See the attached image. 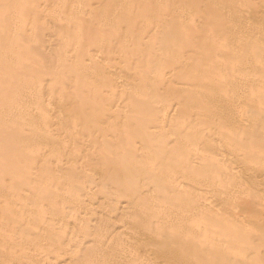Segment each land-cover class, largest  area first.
<instances>
[{
  "label": "bare ground",
  "instance_id": "1",
  "mask_svg": "<svg viewBox=\"0 0 264 264\" xmlns=\"http://www.w3.org/2000/svg\"><path fill=\"white\" fill-rule=\"evenodd\" d=\"M3 1V0H2ZM1 1V2H2ZM24 1H26V3L24 2ZM31 1V0H30ZM29 1V5H30V7L29 8H27V9H29L30 10V8H36L37 9V11L38 10H40L39 9V6H37V4L36 3H38V2H36V0H33V2H35V4H36V6L38 7H35V5L32 3V2H30ZM40 1V0H39ZM43 1H45L46 2V0H42L41 1V4H42V2ZM49 1V3L51 2V0H47V2ZM58 1H60V0H58ZM66 1V0H65ZM70 1V0H69ZM69 1H67V2H69ZM73 1V0H72ZM72 1H70V2H72ZM86 1V0H85ZM84 1V2H85ZM90 1H92V0H90ZM99 1V0H98ZM97 1V2H98ZM101 1V3H103V4H105L106 3V1L104 0V2H102V0H100ZM99 1V2H100ZM114 0H112L111 1V3L113 2ZM121 1H123V0H121ZM141 1V0H140ZM145 1V0H144ZM152 0H147V1H145V3H147V4H145L144 2H143V0H142V4L140 5L143 9L141 10V9H139V11L137 10L138 8H141V7H138V5H139V1L138 0H136V1H134V0H131V2H135V3H131V5H135V4H138V5H136L135 6V8H134V11H133V13L135 12V10H137L136 11V15L137 16H141V14H142V16L139 18V17H136V15H134V14H132L134 17H128L129 19L127 20V18H126V23H127V26L128 25H130V27L128 28L127 27V29H126V27L125 28H123L124 30L123 31H125V29H126V31H125V33L122 31V27H124V25H125V21H124V19H125V15H126V12H123L124 10L123 9H125L124 8V6H126V4L124 3V2H126V3H128V4H130V0L129 1H123V8H122V11H121V9H120V11H121V14L118 12V11H116V13H119V14H116L117 15V17L119 16V15H121V16H123V13H124V16L122 17V18H120V16L117 18V20H116V22H115V14H114V17L112 16V14H108V15H110V17L108 16V15H106V14H103V15H101V17H103L102 19H103V21H97L98 19V17L96 16V19H95V21H96V24H98V25H95V26H104L103 27V31H102V28L100 27V28H98L97 27V30L98 31H95L94 30V28L95 27H93L92 25H94L93 24V22L91 23V21H90V19H85V16H84V14L82 15V16H77V17H80L81 19H80V23H77L76 24V16H75V14L74 13H72V12H74L73 10H71V12L69 13V12H67V10L69 9V8H72L71 6L69 7V6H67V4L64 2L63 4H66L65 6L66 7H64V5H62L63 7H64V9H66V11H64V12H66V14L65 15H63V17L62 18H65L64 16H66L67 14V16H69V14H73V18H71L72 20H70L69 19V17L67 18L68 20H67V23L69 22V21H73V19H75L74 21H73V25L75 24L76 26H78L80 29H82V30H84L83 32H82V30H80L79 31V33L77 32V36L80 34V33H84L85 34V36H87V35H89L87 38H85V39H87V40H90L89 42L91 43V41H92V43L94 42H96V44H94V49L96 50V48H98V47H100V49H102V48H106V51L107 50H110V52L107 54V52L105 51V49H103V50H100L101 52V54H102V51H103V53H105V55H107L106 57L108 58V55L111 53L112 54V51L114 50V49H116V52L115 51H113V52H115V54H117L116 55V57L118 56V54H119V52L121 51L123 54H124V52H125V54H126V56H125V54L124 55H122V57L123 56H125V57H120V59L119 60H121V59H125V58H128V60H130L131 58L134 60L135 58H137V56L139 57H142L141 58V62H143L144 60L143 59H145L146 60V57L144 56V54L145 53H147V56L150 54V52H151V49H152V51L155 49V50H157L155 47H156V45L154 46V43H156V42H154L152 45L151 44H149V43H152L153 42V39H154V41H156L155 40V38L156 39H158L159 38V35L160 34H162V35H160V37H162V36H164V34L165 35H167V38L168 39H165L164 41H163V43L162 44H160L159 42V40L160 39H163V37L162 38H159L158 40H157V42L160 44V46H164V48L163 47H161V48H163L162 50H168V54H166L167 53V51H166V53H165V56L166 57H170L171 56V54L172 53H175V56L173 57V58H175V63H177V65L178 64H180L181 66H176V64L173 62V58L172 59H167L166 57H165V59H167V62L165 63V61L166 60H164V59H162V61L165 63V64H170L171 63V61L170 62H168L169 60H172V64L173 65H175L174 67L173 66H170V67H168V68H170V69H168V70H170V73H173L172 74V76L173 75H176L179 71H180V73L179 74H181L182 72L183 73H185L186 71L188 72L187 74H189L188 75V78H186L187 77V75H186V73H185V75H186V77L183 79V77L185 76H182V75H180V76H182V78L181 77H178L179 76V74H178V76L177 77H175V79L173 78V77H171V74L169 73V74H165V75H170V76H168V77H166L165 76V78H164V75L163 74H161L162 76H160V75H158L157 74V77L158 76H160V77H158L157 78V81L159 80L160 82H158V84H160V85H155V83H157V81H155L154 82V75H153V78H149L148 79V77L147 76H149L150 74H149V72H152L151 70H152V68H151V70L150 71H148V70H146V68L148 69V67H151V66H145L144 64L147 62V61H145V63L142 65V66H145L144 68V70H146V72H148V75L147 74H145V75H147L146 77H147V79L148 80H150V79H152V81L154 82V85H152V86H150L151 85V83H153L152 81H148V80H146V77H142V76H139V75H143L142 73H140L141 71H143V70H141L140 68V72H139V70H136L139 66H135V70L136 71H138L137 73H140L139 75L136 73V71L135 70H133V66L135 65V64H133L132 66H128L129 64L131 65V63H129L128 64V62H132L133 63V60L131 61H128L127 59H125V60H127L128 62H127V64L128 65H125L126 64V61L124 60H122L123 62L122 63H120V62H118L119 63V65H120V67L121 68H119L120 70H118L117 72L116 71H112L114 74H115V72L117 73L115 76V79H114V74L112 75V74H110L111 76H112V81L114 82V81H116L115 83H118V84H115V83H113L112 82V84H115V86H116V88H118L117 90H116V88H115V86L114 85H112L111 84V81H110V84H111V86L109 87V80L107 81V83L109 84V85H107V83H106V75H108L109 74V71H108V74H107V72L106 73H104V77H101V79H103L104 78V82H105V84L107 85H105V87L104 86H101L100 84H98V85H100L101 87H104L105 89H107V87H108V89H109V93H112L113 91H111V90H113V89H115L117 92V94L119 93V91H120V82L122 81L123 82V84H124V86H126L125 84L126 83H131L130 85H132V82L134 83V81L133 80H135V83L134 84H136L137 82H136V76H139V78H137V79H141V80H143L144 79V81L143 82H149L150 83V85L148 86V84H146V83H142V81L141 80H137V81H141V82H139L138 84L139 85H141V86H143L144 84V86L143 87H145V90L146 91H142L141 92V90H139L137 87H139V85L138 86H134V84H133V86L135 87L133 90H135L136 91V89H137V91H136V93L135 92H133V93H135V94H139V92L140 93H142V95H144V97L143 96H141V94H139V96H136V97H140V98H145V99H141V100H143V104H144V101H145V105H144V107L145 108H147V109H149L150 111H151V109H152V111L150 112L151 113V115L153 116V114L155 113V110H156V108H161L160 110H165L164 111V114H162V117H159L158 116V111L156 112L157 113V118L156 119H153V117L155 118V115L152 117V116H150V113H149V111H148V113H149V116H148V113H147V111L145 112V113H147L146 115L149 117V120H146V119H148V118H146V115H144V114H141V110L143 109L142 108V106H143V104H142V102H140V104H139V101L137 100V99H139V98H136V100H134V101H131V98H133L134 97V99H135V96H133L131 93H129V94H131L133 97H130V99H129V102L131 101V102H134V103H136V102H138V104H137V107H139L140 105V111H139V109L134 105L133 106V104H132V106H131V102H130V106L129 107H127V106H123V108H124V110L126 109V107H127V109H129L130 108V111H131V109L132 108H137L136 110H135V112H134V110L132 109V111L131 112H133V115L132 114H129L130 116L132 115L133 117H132V121H133V119H135L136 117H137V114L138 113H140L141 114V120H142V118H143V121L144 120H146L145 122H143V121H140V124H141V122H143V125L142 126H138V124L139 123H136V125H135V123H133V122H139V120L140 119H136L137 121H131V119H127L126 120V122L124 121V122H122L123 121V118L125 119V118H127V116L126 115H128V114H126L125 116L126 117H122L121 115H124V114H120V112H117V113H119V114H117L118 115V119L119 120H116L117 118L115 117H111V115L112 114H110V117L111 118H109V117H107L108 116V114H106L114 105H113V103H114V101L117 99V97H116V99L114 100V95L116 94H113L112 96H113V99L112 100H114L113 102H112V104H111V108L110 109H106L105 107L107 106V108H108V106H110V105H108L107 104V102L109 103L110 101H109V99H111V98H109V97H111V96H108V95H110V94H108V90H107V94L108 95H104V94H102V93H104L101 89H100V87H99V89L101 90H96V88L98 89V86L96 87V85H97V82L95 83V87L96 88H94V85L92 86L93 88H94V90L92 91V87L90 86V84L92 85L94 82L92 81V80H96V78H94V79H90L91 81L89 82V79L88 78H91L92 77V75H91V77H89V75H87V74H85L86 72L87 73H89L90 72V69H91V71L93 70V69H95V67L97 68L98 66H101V64L103 63V62H100V63H98V61H99V59H97L98 61H95V55H94V58H92L91 56H90V58H89V56H88V59H92V61L94 60V64H96L95 62H97V64L96 65H98V66H94V68H90L89 67V65L91 64V67H92V64L93 63H90L89 65H87L90 69H88L89 70V72H88V70L86 71L85 70V73H82V71H84V69H83V67L85 66L86 67V64H88V63H85L86 62V60L83 62H81V60H79V63L81 62V63H84V65H83V67H81V65H80V70H81V72H79L80 70H79V68H78V63H77V68L75 67V66H73L74 64H72V63H70L71 65H72V67H74V68H76L75 70H76V72H75V70H74V72L75 73H78V75L81 73L82 75H80V76H78L79 78H81V80L79 81L78 79V77H76L77 79L76 80H78L80 83H83L84 82V80H82V77H84L83 75H87L88 76V78H87V76H85V78H87V82L85 81L84 83H87L86 85H87V87H88V83H89V88H91L90 90L93 92H90V93H92L94 96H96L95 97V99L97 98V96H98V99H102V95H103V99H105L106 101V104H105V102H104V100L102 99V102H104V103H100L98 100H97V102L99 103V105L101 106L102 104L104 105H106V106H104V108H103V106H101L102 107V110H107V111H99V110H101L100 109V107L98 108V110H97V108L92 104V103H94L93 101H92V99H86V98H84L85 99V101L83 100V102L81 103V105L82 106H84L85 104L84 103H86V105H87V103L90 101V102H92L91 103V105L92 106H94L95 108H92V106L90 107V109L92 108V109H94V110H92V112H91V110L90 111H87V109H86V105L84 106V109H86V110H83V108H82V106H80V104L79 105H76V109L74 108V109H72V112H70L71 114H72V116H74V114L73 113H75V115H76V117L74 118V117H72L71 116V114H69L68 113V116L70 115V118H72V119H70L71 121H72V123L71 122H69L68 120H69V117H68V120L66 121L65 120V122H67L66 124V127H62L61 125H60V123H58V124H55L54 122L52 123V119H51V121H50V118H51V114H47L48 112H51V109H49V110H46V112L44 111L49 105H50V103H48L49 105L48 106H46V108L45 109H43V112L44 113H42V114H38V115H36L35 117H32V114L31 115H29V113L27 112V111H25V112H27L26 114H28L27 116L28 117H26V115L25 116H23L24 114H25V112L24 111H22L21 113H23L24 112V114L21 116L20 115V111H18V108H19V110H20V107H16L17 108V110L15 111L16 113H19V115L21 116L20 117V119L21 120H19V118H17V116L19 117V115L17 114H15L16 115V119H15V117H14V114H13V119H15V120H12V121H10V122H7L6 120H5V118L3 117V119L4 120H1V121H3V122H7L8 124H9V126L11 127V126H13L14 124L13 123H16V124H18V122L20 123L21 121L23 122V121H25L24 123H27L26 125L24 124V126H26V128H27V130H25V127H23L24 129L22 130V128L20 127V129H19V126H17V127H15V126H13L11 129H13V130H10L11 132L12 131H18V132H15V133H17V134H15L14 132H12V133H9L10 131L9 130H6V128L7 129H9L3 122L1 123V121H0V125L1 124H3V126H1V128H5V130L3 131L2 129H0V131L2 130V132H3V134L1 133L0 134V136H1V138H0V163H2L3 164V166H2V164H0V264H45L44 262H48V264H59V261H60V259L62 258V253L60 254V253H54V250H53V248L55 249V247L57 248V249H59V252H62V251H60V250H63V253L64 254H66V255H68L67 257H68V259H69V263H70V261H72V262H75V260H77L78 261V263L76 262L75 264H91L92 262L93 263H95V264H112L113 262H115L116 260H122V261H124L126 264H134V262H135V264H136V261L137 260H140V263H139V261H138V263L139 264H264V257H263V255L261 256V255H259V254H262V253H260V252H258V253H255V254H253V255H255L256 256V254H257V256L256 257H254V256H250V257H253V258H251L252 260H250V257H249V254L251 253L249 250V247H250V245H249V247H248V251L249 252H246L245 250H246V246H240V245H238L239 244V242H244V240H245V245H246V243L247 244H251V242H250V240H252L251 238L252 237H254V236H256V237H258L259 235H260V237L262 238V234H263V232H262V230L263 229H261V228H264V227H260V226H263V225H261V223L259 224V221H257L258 219H256L255 217H249V218H241V217H239V218H236V217H231V218H233V219H230L229 218V215H228V218H229V220L227 219V220H223L222 218H224V214H223V211H221V213L223 214V216H222V214L220 213H218V212H216V210L214 209L213 210V208H210L209 206H207V207H204L203 205H202V195L200 194V191H199V189L200 190H202V181H201V179L203 178L204 179V181H206V182H208V179L207 180H205L206 178H204L203 177V174L205 173V172H209L210 171V169L211 170H213L212 169V166H213V164L214 163H218L217 161L219 160V158H222V159H225V158H227V157H232V159H233V157H239L240 155H242V154H245V155H250V157H251V153H253V154H255V156H256V154H257V156L260 158V159H264V150L260 147V148H258L259 147V145L260 146H262L263 145V148H264V131H262L263 129H261V127H263L264 128V125H261L260 123H263V122H261V121H264L263 119H264V107H262V106H264L263 104H262V98L264 97V81L262 80L261 81V79H259L258 80V78L256 77L257 75H260L261 73H263L264 74V30L262 31V26H260V27H258L259 26V24H261L262 25V23L264 22V21H261V22H259V18H258V13H255V12H257V10L256 9H258L259 7H257V6H254L255 7V10H254V13L255 14H257L256 16L257 17H255V15H254V13H252V11H250L251 12V14H253V15H250L251 17L252 16H254L255 18H258L257 20H256V22L258 23L259 22V24H257L254 28L257 30V32H255L256 30H254V28L253 27H251L250 25V27H248L249 28V30L248 31H252V30H250V28L252 29L253 28V31L255 32V34H253L254 32H250L251 34H249L248 33V31H245L244 32V34L242 33L241 34V32H243V30H246V29H241V26H242V19H240L241 20V22H239V24L241 25L240 26V28H238V29H236L237 27H236V25L235 24H238V21L236 20V19H233V20H236L235 21V23H234V21L231 19V18H233L235 15H236V10H235V7H237V6H235V2H233V1H228V2H226L225 0H223L224 2H226V6L223 4V3H221V2H218L217 0H213V1H215V2H217L216 3V5L218 6V5H220V6H224L225 8V11H226V7H227V11H228V6H229V8H231V3L233 2L234 4V6L232 5V7H234V10L232 9V11H235V12H233L234 13V16H233V13H232V15L230 14L232 11H230L229 12V16L231 17L230 19H231V22L233 21V23H231L230 22V24L228 23V21L230 20V19H225L224 18V16H225V14H223V13H225V11L223 12V8L220 10V11H222L223 13H222V17H221V12H220V14L218 13L219 12V7H217V6H215L213 9H214V11H215V8L217 9V11L218 12H216V13H218V14H214L213 13V11H212V9H211V7L209 6V4H210V0H206L209 4H207V2H206V5L204 4V6L206 7V8H208V9H206L205 7H204V10L206 11V13L208 14V16H209V21L206 23V21L208 20L207 19V17H205L206 15L205 14H201L204 18H206V21L204 20L203 21V23L205 24V26H204V24H200V25H203V26H200L199 24L198 25H196L197 27L198 26H200V29H201V27H202V31H201V33H199L200 32V29H198L196 26V28H191V29H193V30H189L190 31V33H189V31L188 32H186V33H188V34H190L189 36H192L193 35V37L191 38V37H189V36H187L186 34V37H185V39L184 40H182L184 43H186V42H188V43H186L187 45L188 44H191L190 46H186L184 43L183 44H181V40H179L180 38L179 37H176V39H175V34L177 33V32H175L176 30H180L179 32H181V30H183L182 28H183V26L184 25H182L183 24V19H182V17H183V15H182V17L179 19V18H177L178 17V15L180 14L179 12H180V10H178V9H176V10H178L179 12H175L174 10H172V6H170V9H167L168 7H169V5H168V3L167 2H164V4H165V6H163V4H162V6H160V4H161V1H159L157 4L156 3H152L151 2ZM157 1V0H156ZM155 0H154V2H156ZM169 1H171L172 2V0H169ZM175 0H173V2H174ZM189 1V0H188ZM196 1H198V0H195V2ZM202 1V0H201ZM200 1V2H201ZM204 2H205V0H203ZM212 1V0H211ZM213 1H212V3H213ZM221 1V0H220ZM241 1V0H240ZM243 1V2H242ZM241 1V3H243V4H241L240 6H245V4L247 5V3H250L251 1L250 0H246L245 1V3H244V0H242ZM247 1H249V2H247ZM256 1V0H255ZM1 2H0V4H1ZM4 2H5V0H4ZM3 2V3H4ZM12 2V0H10V3ZM14 2H15V0H14ZM16 2L17 3H21L22 2V4H23V2L25 3V5L27 4V0H19V2H18V0H16ZM52 2H53V0H52ZM76 2H77V0H76ZM80 2H81V0H80ZM84 2H82L83 4H84ZM94 2H96L95 0H94ZM118 2H120L119 0H118ZM137 2V3H136ZM171 3L170 5H173L174 3ZM176 2V1H175ZM178 2V1H177ZM176 2V3H177ZM190 2V1H189ZM261 4L264 6V4H263V2H264V0H261ZM9 3V6H11L10 8L13 10V8L12 7H14V4L15 3H13L12 2V4H10ZM17 3L15 4V5H17ZM19 3V4H20ZM31 3V4H30ZM48 3V4H49ZM53 3H55V4H57L56 2H55V0H54V2ZM73 3V2H72ZM77 3H79V0H78V2ZM82 3H81V5H80V7L81 6H85V5H82ZM89 2L87 1V5H89V6H91V4H88ZM99 4L100 6L102 5V4ZM115 3V2H114ZM114 3H112V6L114 5ZM116 3H117V1H116ZM175 3V4H176ZM227 3L228 4H231V5H227ZM240 3V2H239ZM252 3H254V1L252 2ZM252 3H250V4H252ZM6 4V3H5ZM5 4H3L5 7H6V5ZM19 4L16 6V7H18L20 10H22V12H23V14L26 12V11H24L23 9H24V7L26 8L27 7V5L25 6V5H23L24 7H19ZM40 4V3H39ZM59 4V3H58ZM80 4V3H79ZM107 4L108 3H106L105 4V6H104V10L107 8ZM120 4H122L121 2H120ZM145 6H144V5ZM197 4H198V2H197ZM196 4V5H197ZM237 4H238V2H237ZM250 4H248V5H250ZM31 5L33 6V7H31ZM47 4L45 3V6H46ZM68 5H69V3H68ZM70 5H72V4H70ZM78 5V4H77ZM86 5V6H87ZM166 5H167V7H166ZM193 5H194V2H193ZM202 5V4H201ZM201 5H200V3H199V6L201 7ZM211 5V4H210ZM254 5H259V4H256V3H254ZM261 5V6H262ZM1 6H2V4H1ZM0 6V10L2 9V7ZM42 6V5H41ZM61 5L59 6H57L58 8H60V7H62ZM79 6V5H78ZM88 6V7H89ZM98 6V4H96V8L99 10L101 7H97ZM110 6V5H109ZM115 6H116V4H115ZM115 6H113L114 8H115ZM117 6H119L120 8H121V6L120 5H117ZM130 6V5H129ZM128 6V7H129ZM174 6V5H173ZM176 6V5H175ZM173 7V8H177V7ZM181 6V5H180ZM198 6V7H199ZM209 6V7H208ZM212 6V5H211ZM240 6H238V7H240ZM252 6V5H251ZM251 6H249L250 7V9L249 10H252L254 7H251ZM4 7V9L5 10H7V12H8V14L7 15H9V16H11V14L13 13L12 11H11V14H9L10 13V9H9V7L6 9ZM47 7V6H46ZM69 7V8H68ZM76 7V6H75ZM79 7V8H80ZM88 7H86V8H88ZM111 7V6H110ZM113 7H111V8H113ZM118 7V8H119ZM127 7V9H130V7L128 8ZM166 7V8H165ZM197 7V6H196ZM197 7V8H198ZM199 7V8H200ZM248 7V6H247ZM257 7V8H256ZM42 8V7H41ZM68 8V9H67ZM74 8V7H73ZM72 8V9H73ZM85 8V7H84ZM95 8V6H93L92 8L90 7L89 9H91V10H89V12H88V15H90L91 13H90V11L91 12H93L92 11V9L95 11V10H97V9H94ZM117 8V9H118ZM241 8H243V9H245L246 7H241ZM252 8V9H251ZM4 9H2L1 11H0V30H2V31H0L1 32V36L3 35H9L10 33H12L11 31H12V29H13V27H12V23L13 22H15V21H13V17L14 18H16L15 16H11V21H9L10 20V18L8 19V21L9 22H7V17H6V19L3 17V15H1V14H4V12H5V10ZM17 10L18 12H20V10ZM33 9V10H34ZM43 9V8H42ZM42 9H41V11H42ZM62 9V8H61ZM78 8H76V10H77ZM116 9V10H117ZM26 10V9H25ZM44 10V9H43ZM48 10V9H47ZM75 10V13L77 12H79V13H82V12H85V11H76ZM84 10V9H83ZM101 10V9H100ZM99 10V11H100ZM113 10V9H112ZM115 10V9H114ZM126 10V9H125ZM142 12H141V11ZM198 10V9H197ZM196 10V11H197ZM201 10V8L199 9V11H198V13L199 12H201L200 11ZM203 10V11H204ZM208 10V11H207ZM230 10V9H229ZM249 10H247V13L249 12ZM262 10H264V9H262ZM14 11H15V8H14ZM32 11V10H31ZM31 11H29L30 13H31ZM36 11V10H35ZM32 12V14H33V16H34V18H33V21L34 22H36L34 19H36L37 21H38V19H40V18H38V17H42L41 15H43V14H40V16H37V15H39L38 13H40L39 11L38 12ZM68 11H70V9L68 10ZM102 11V10H101ZM100 11V12H101ZM162 11H165V13H168L169 14V12L171 11V13H170V15H169V17H168V15L166 16L165 15V17H167V19H165V17H164V15H163V13L161 14L162 15V17L164 18V20L162 19V17H161V23L162 24H164V26L165 27H163L162 25H160L159 24V22H160V20H154V19H159V18H157L156 16H158V14L160 15V13L162 12ZM189 11V10H188ZM195 11V12H196ZM202 11V12H203ZM239 11H242V9L240 10H238V12ZM244 12L246 11V9L245 10H243ZM243 11L242 12H239V15H240V17L243 15V14H240V13H243ZM18 12H16V14H18L19 15V13ZM21 12V13H22ZM44 12H45V10H44ZM63 12V13H64ZM97 11H95V13H96ZM111 12V10L108 12V13H110ZM115 12V11H114ZM137 12H140V13H137ZM191 12H193L194 13V11H192V9H191ZM6 13V12H5ZM27 13H28V10H27ZM28 14L29 16L31 15V14ZM34 13H37V14H35L34 15ZM48 14H49V12H47ZM51 13V12H50ZM76 13V15H80L79 13L77 14ZM93 14V15H96V14ZM128 13V12H127ZM173 13H175V15H176V13H177V17L173 14ZM179 13V14H178ZM192 13V14H193ZM204 13V12H203ZM228 13V12H227ZM227 13H226V16H227ZM246 13V12H245ZM246 13V14H247ZM14 14V13H13ZM12 14V15H13ZM51 14H53V13H51ZM50 14V15H51ZM85 14H86V12H85ZM97 14H99V13H97ZM181 14H182V12H181ZM180 14V15H181ZM6 15V14H5ZM21 15V14H20ZM19 15V16H20ZM50 15H46V17H44L45 19L48 17V18H50L51 16ZM59 15H60V13H59ZM100 15V14H99ZM104 15H106L105 17H104ZM131 15V14H130ZM131 15V16H132ZM150 15V16H149ZM172 15L173 16H175L179 21H181V23L180 24H177L176 25V23L178 22V20L176 19V21H175V19H174V21H175V23H173V19H172ZM224 15V16H223ZM238 15V16H239ZM263 15H264V13H263ZM261 16V17H264V16ZM17 16V15H16ZM21 16H23V15H21ZM27 16V15H26ZM44 16V15H43ZM50 16V17H49ZM55 16V15H54ZM53 15H52V17H54ZM58 16V15H57ZM75 16V17H74ZM91 16V15H90ZM113 17V19H114V21H113V19H112V17ZM143 16H144V18H143ZM146 16V17H145ZM151 16L152 17H154V19L153 18H151ZM202 16H200L202 19H203V17ZM213 16V20L215 19V21H213V22H210V20H211V17ZM216 16H220V18H224L225 20H226V23L225 24H223L222 22V20L223 19H220V20H216V19H218V18H216ZM233 16V17H232ZM237 16V17H238ZM244 16V15H243ZM249 16V17H250ZM18 17V16H17ZM28 17V16H27ZM36 17V18H35ZM50 18V19H52V20H54L53 18ZM56 17V16H55ZM61 17V16H60ZM59 17V18H60ZM70 17H72V16H70ZM87 17V16H86ZM101 17H99V18H101ZM148 17H150V18H148ZM174 17V18H175ZM194 17V16H193ZM196 17V16H195ZM215 17V18H214ZM228 17V16H227ZM239 17V18H240ZM244 17H246V16H244ZM253 17V18H254ZM260 17V18H261ZM20 19H21V17H19ZM18 18V19H19ZM43 18V17H42ZM47 18V19H48ZM57 18V17H56ZM59 18H57V19H59ZM62 18H61V20H62ZM104 18H105V20H104ZM108 18H110V19H112V21H110V19H108ZM140 19V20H138V19ZM143 18V19H142ZM170 18H171V20H170ZM197 18V17H196ZM196 18H193V20L194 19H196ZM236 18V17H235ZM19 19V20H20ZM23 19V18H22ZM21 19V20H22ZM25 20H24V22L26 21V20H28L27 18H24ZM46 19V20H47ZM85 19V22H82V24H81V21H83ZM102 19H100V20H102ZM121 20V22H119V26L117 25V23H118V21L119 20ZM135 19L137 20V23L139 22V21H141V19L142 20H145V22H146V19L148 20V19H150L149 21L150 22H152L153 21V23H151L152 25L154 24V22H158V25H160V26H162L161 27V30L159 29V32H158V28H155L154 27V25L151 27V25L149 26L148 25V23L146 24L144 21L142 22V23H144L145 24V26H142L143 24L141 23V22H139V24H141V27H140V25H136L137 26V28H135L134 29V25H135V23H136V21H135ZM201 19V20H202ZM262 19V18H261ZM16 20V19H15ZM20 20V21H21ZM30 20H31V18H30ZM60 20V21H61ZM78 20V19H77ZM90 21V23H88V24H86L87 22L86 21ZM93 20V19H92ZM106 20H109L110 22H111V26L113 25V23H114V26H115V28H114V26L113 27H111V26H109L110 28H112V29H114V31H111L110 30V32H109V36L107 35H105V34H107L106 32H105V30H104V28H105V23H104V21H106ZM152 20V21H151ZM162 20H163V22H162ZM224 20V21H225ZM251 20V19H250ZM254 20V19H253ZM264 20V19H263ZM23 21V20H22ZM21 21V22H22ZM39 21H41V20H39ZM59 21V20H58ZM58 21H54L55 23H58ZM88 21V22H89ZM149 21H147V22H149ZM195 21V20H194ZM11 22V23H10ZM17 22V21H16ZM21 22H19L20 24H21V27H19V28H14V31L15 30H17V29H20L21 31H23L22 29H24L25 27H24V25L25 24H23V23H21ZM29 22V21H28ZM30 22H32V20L30 21ZM34 22H33V26H31V24H27L28 26H29V28H30V30L32 29V28H34V26L36 25V29L38 28L37 26V24H39L40 26H42L43 25V23H41V22H37V23H35L34 24ZM42 22H43V20H42ZM75 22V23H74ZM110 22H108V23H110ZM113 22V23H112ZM150 22H149V24H150ZM201 23H202V21H200ZM18 23V22H17ZM25 23H27V21L25 22ZM41 23V24H40ZM83 23L86 25V26H88L89 24L91 25V29L88 31V29L86 30V29H84V27H86L85 25H83ZM155 23V25H157ZM179 23V22H178ZM228 23V24H227ZM246 23V22H245ZM7 24V27H10V28H8L7 30H9V29H11L10 30V33H6V26L5 25ZM10 24V25H9ZM22 24H23V28H22ZM68 24H70V26H71V23H68ZM68 24H64V25H68ZM123 26H122V25ZM254 24V23H253ZM2 25H3V27H5V29L3 28V29H1L2 28ZM16 25V24H15ZM64 25H62L63 27H64ZM72 25V26H73ZM74 25V27H72V28H75L76 26ZM90 25L88 26V27H90ZM108 25H110V24H108ZM122 27H121V26ZM147 25V26H146ZM157 25V26H158ZM178 25H180L179 27H178ZM181 25H182V28H181ZM191 25H193L194 26V23L193 24H191ZM225 25H227V27H228V25L229 26H231L232 25V27L233 26H235V27H233L235 30H229V29H227V27L225 26ZM245 25V24H244ZM255 25V24H254ZM264 25V24H263ZM13 26H14V23H13ZM18 26V25H17ZM16 26V27H17ZM26 26V25H25ZM28 26H26L27 28H26V30L28 29ZM32 28H31V27ZM62 26H60V32L62 33V32H64V30L66 31L65 33H67V34H69V32H71L70 30H66L65 28H63V29H61V27ZM69 26V27H70ZM150 28H149V27ZM160 26H158L159 28H160ZM225 28H224V27ZM238 26V25H237ZM253 26V25H252ZM68 27V26H67ZM66 27V28H67ZM88 27H86V28H88ZM92 27H93V29H92ZM108 26L106 27V30L108 31L110 28H109ZM118 27H120L119 29H121V31H122V33H124L123 35L121 34L120 36L118 35L119 33H121V31L120 30H118L119 31V33L117 34V30L115 31V29L117 28L118 29ZM138 27H140V28H138ZM144 27L145 28H149L150 30H152L153 29V31H155V33H156V35H157V33L159 34L158 35V37H155L154 38V36L155 35H153V34H155L153 31L151 32V34H152V37H153V39H152V37H150L151 35H148V33H150L149 31V29H146V30H148V32L146 31V30H143L144 29ZM154 27V28H153ZM232 27H230V28H232ZM247 27V26H246ZM264 27V26H263ZM44 28V27H43ZM47 28V27H46ZM45 28V29H46ZM79 28H78V30H79ZM107 28H109V29H107ZM163 28V29H162ZM181 28V29H180ZM215 28H217V30L215 29ZM232 28V29H233ZM245 28V27H244ZM35 29V28H34ZM39 29V28H38ZM37 29V30H38ZM103 32V35H105V36H103L102 35V33H101V31ZM227 29V30H226ZM3 30H5V31H3ZM25 30V31H26ZM42 30H44V29H42ZM50 30V29H49ZM52 30V29H51ZM49 31V33L50 32H52V31ZM62 30V31H61ZM72 30V29H71ZM75 30V31H74ZM73 31L76 33V28L74 29ZM93 30V31H92ZM197 30H199V31H196ZM216 30V31H215ZM232 31L231 33H232V35H233V37H234V34H235V39L237 40H235L237 43V45L235 46V45H233V43H230V45H233L232 47L233 48H237V49H239V50H241V48H244V46L246 47L247 46V48L249 49L250 48V50H248V49H246L247 50V53L248 52H250L251 50H253V51H251V52H253L254 54H252V55H254V59H252L253 61H251V62H253V65L251 66V70L250 71H248L249 70V68L247 69L246 67V65L247 64H249V62L250 61H248V63H247V60H246V62L244 61V59H242V53L243 52H245V51H243L242 53H240L241 51H239V53H233V51H235V52H238V51H236L235 49H233V51L231 50L232 49V47H229L228 46V44H229V42H231V41H233L234 39L233 38H231V36H230V33H229V31ZM242 30V31H241ZM25 31H23L24 32V34H23V32H20L23 36H24V38H23V36H21L23 39H26L30 34H31V32H29L28 30V36H27V34H26V36H25ZM36 31V30H35ZM34 31V32H35ZM55 32H57L58 31V29L57 30H54ZM67 31H69V32H67ZM90 33H88V32ZM91 31H92V34H91ZM94 31H95V33L97 34H95V35H93V33H94ZM99 31H100V34H98L99 33ZM193 31H195L194 33H192ZM258 31H259V33L260 34H258ZM261 31V32H260ZM2 32H5V33H3L2 34ZM17 32H18V30H17ZM17 32L15 33V34H17ZM38 32H41V31H37L36 33H38ZM43 32V31H42ZM41 32V33H42ZM46 32V31H45ZM48 32V31H47ZM59 32V31H58ZM57 32V33H58ZM113 32V33H112ZM172 32L174 33L173 34V36L171 37V35H172ZM214 32H215V34H217L218 33V36L216 35V36H214ZM14 33V32H13ZM35 33V34H36ZM65 33H62V34H65ZM72 33V32H71ZM70 33V34H71ZM75 33H72L71 35H73L74 34V36L72 37L71 35H69V37L70 38H74L75 37ZM105 33V34H104ZM115 33V34H114ZM164 33V34H163ZM171 33V34H170ZM213 33V34H212ZM234 33V34H233ZM245 33H246V35H247V39H246V36L244 37L243 36V38H245V40L241 37L242 35H245ZM248 33V34H247ZM14 34V35H15ZM19 34V33H18ZM18 34L16 35V36H13L14 38L16 37V38H20V35L18 36ZM33 34V33H32ZM45 34V33H44ZM51 34V33H50ZM60 34V33H59ZM59 34H57V36L59 35ZM67 34H65V35H67ZM114 34V35H113ZM169 34H170V36H169ZM178 35H179V33H177ZM194 34H196V35H198V36H196V35H194ZM253 34V35H252ZM37 35V34H36ZM36 35H34V37L36 36ZM39 35H40V33H39ZM43 35V34H42ZM55 34H53V35H50V36H52V38H53V36H54ZM82 35V34H81ZM152 39V42H146L147 40L149 41H151V39H149V38H147V40H143V38L144 37H148V36ZM175 35V36H174ZM185 35H183V37L185 36ZM251 35V36H250ZM257 35V36H256ZM7 36H4V37H2V39L0 38V42L2 43L3 41V39H5ZM61 36H64V35H61ZM92 36V37H91ZM94 36V37H93ZM114 36H116V41L115 42H113L112 41V38L114 37ZM194 36H196V37H198L199 39H200V41L201 42H198L199 41V39L197 38V40H195V42H194V40H193V38H195ZM33 37V38H34ZM41 37V36H40ZM45 37V36H44ZM60 37V36H59ZM59 37H58V39H59ZM83 36H81V38H82ZM104 37H106V38H104ZM170 37V38H169ZM173 37H174V41H175V44L173 43V42H171V40H173ZM201 37V38H200ZM10 38H12V37H10ZM10 38L8 37V40H10ZM30 38V39H29ZM32 37H31V35L27 38L28 40H27V42L26 43H29L30 42V40L31 39H33ZM37 38V37H36ZM46 38V37H45ZM51 38V39H52ZM77 38V37H76ZM75 38V39H76ZM84 38V37H83ZM103 38L105 39L104 41H103V44H102V42H101V40H103ZM108 38H110V40L108 39ZM188 38L192 41V42H190V40H188ZM231 38V39H230ZM237 38H239V39H237ZM35 39V38H34ZM47 39V38H46ZM46 39H44V41H46ZM51 39H49V40H51ZM92 39H94V40H92ZM114 40H115V37L113 38ZM137 39L138 40H141V41H138L137 42ZM170 39V40H169ZM177 39H178V41H177ZM243 39V41L245 42V44H247V45H245L244 43H243V47H239V43L238 42H240L241 40ZM8 40L5 42L6 44L8 43ZM12 40H14L13 42H11ZM11 41H10V44L12 45L14 42V45H16V48H15V46L14 45H12L11 47H12V49L13 50H11L12 52H13V57H14V54L16 53L17 54V52L18 51H16V50H18L19 48L17 47V44L18 43H21V42H18L19 41V39H18V41H17V39H12ZM20 40H22L21 38H20ZM72 40V39H71ZM74 40V39H73ZM87 40L86 41H84L83 43L85 44V42L87 43ZM96 40V41H95ZM107 40H108V42H107ZM185 40H187L186 42H185ZM217 40H218V44L220 45L221 44V41L222 40H224L223 42H222V44L224 45H222L221 46V50H220V46L216 43L217 42ZM231 40V41H230ZM246 40H247V42H246ZM24 42H25V40H23ZM75 41H78V39L77 40H75ZM75 41H74V43H75ZM80 41V40H79ZM98 41L100 42V43H98ZM145 41V42H144ZM242 41V42H243ZM23 42V44H18L19 45V47H20V49H21V47H22V50H24L25 49V47H27V44L26 43H24ZM33 43H34V41H32ZM31 42V43H32ZM48 42V41H47ZM49 42H51V41H49ZM48 42V44H50ZM53 42H54V39H53ZM56 42V41H55ZM80 42H82V41H80ZM80 42H78V44L80 43ZM106 42V43H105ZM113 42V43H112ZM170 42V43H169ZM178 42V43H177ZM46 43V42H45ZM69 43H71V41L69 42ZM77 43V42H76ZM75 43V44H76ZM91 43V46L90 47H92L93 46V44ZM97 43H98V45H100V46H98L97 47ZM114 43H115V45H117L118 44V46L117 47H119V51H117L118 50V48H116V46L114 45ZM117 43V44H116ZM180 43V44H179ZM195 43V44H194ZM241 43V42H240ZM10 44L9 45H4V42H3V44H0V51L1 50H3V51H1L0 52V57L2 56L3 57V59L1 58V61H0V63L2 62H4L5 60H4V57L6 58V55H4V53H7V51H8V53L9 52H11L10 50H7V48L8 49H11V47H8V46H10ZM24 44H26V46L24 45ZM68 44V43H67ZM65 44L67 47H66V49L63 47V45L61 46L62 47V50H61V52L63 51V49H65L66 50V52L68 51V50H70L71 52L70 53H72V46H73V43H71L72 45H70V44ZM157 44V43H156ZM195 46H194V45ZM197 44V45H196ZM226 44V45H225ZM235 44V43H234ZM242 44V43H241ZM240 44V45H241ZM4 45V46H3ZM71 47H70V46ZM89 45V44H88ZM96 45V46H95ZM152 46V48H151V46ZM158 45V44H157ZM194 46V49L195 48H198L200 45V50H199V48L198 49H195L194 51V53L192 52V54L194 55V54H196L197 52V55H199V56H197L198 58V60L197 61H199V62H196V60H194L195 61V65L198 67L199 65V69H197V67H191L193 70H194V72H196L197 71V74H195L194 72H193V70H190V71H192L193 72V74H192V76H190V74H191V72H189V70L187 69L186 70V68L187 67H185V66H183V65H185V63L184 62H181V61H184V60H182L183 58L181 57V55L182 56H184V57H186V58H188L189 59V61H190V59L191 60H193V57H196V56H193L192 54H191V52L190 51H193V46ZM4 47V49H5V47H7L5 50H7V51H5L2 47ZM29 46V45H28ZM70 48H69V47ZM79 46V47H78ZM81 45L79 44V45H74V48H75V50H77V51H75V52H73V54L74 53H78L77 55L79 56L80 54V57L81 56H84L85 57V55H89V53L88 54H86V52H85V54H84V51H82V50H84V49H82L81 47H80ZM82 46H83V44H82ZM101 46H102V48H101ZM130 46V47H129ZM150 46V47H149ZM159 46V45H158ZM191 46H192V49H191ZM198 46V47H197ZM228 46L229 47V50H230V52L229 51H227L226 49H228V47L226 48V47ZM239 48H238V47ZM77 47V48H76ZM154 47V48H153ZM187 47H189L188 49H187ZM224 47L226 48L225 50L227 51V52H229V54L226 52H224L225 50H224ZM28 48V47H27ZM26 48V49H27ZM30 48V47H29ZM69 48V49H68ZM73 48V49H74ZM79 48H81V49H79ZM84 48H87V45H86V47H84ZM121 48H122V50H121ZM159 49H160V47H158ZM231 48V49H230ZM16 49V50H15ZM68 49V50H67ZM79 49V50H78ZM189 49H191V50H189ZM30 49H28V51H29ZM94 50V51H95ZM154 50V51H155ZM161 49L160 50H157L158 52L157 53H159V52H161L162 51ZM169 50H170V53H169ZM187 50H189V52L190 53H188V54H190V56L187 54V53H185V52H188ZM243 50V49H242ZM244 50H245V48H244ZM16 51V52H15ZM28 51H27V53H28ZM74 51V50H73ZM80 51H82L83 52V55H82V52L80 53ZM89 51V50H88ZM87 51V52H88ZM94 51H92L93 53H94ZM99 51V50H98ZM97 51V52H98ZM124 51V52H123ZM153 51V52H154ZM197 51V52H196ZM200 51V52H199ZM219 51V52H218ZM220 51H223V52H220ZM3 52V53H2ZM15 52V53H14ZM26 52V51H25ZM64 52V51H63ZM65 52V53H66ZM96 52V51H95ZM165 52V51H164ZM164 52L161 54V53H159V56L160 55H163L164 54ZM172 52V53H171ZM221 55L222 53H223V55H221V58H222V60L224 59V58H226V60L224 59L223 61L221 60V58H220V63L217 61V55L216 54H218V53ZM233 54H232V53ZM255 52H256V55H255ZM4 55H2V54ZM18 53H21L22 54V56H23V51L21 52V50H20V52H18ZM68 53H69V51H68ZM70 53L69 54H67L66 53V55L68 56V55H70ZM121 53V54H122ZM155 53V52H154ZM153 53V55L155 56L156 54H154ZM183 53H185V54H183ZM200 53V54H199ZM10 54V53H9ZM30 54V53H29ZM41 54V53H40ZM45 54V53H44ZM63 54V53H62ZM95 54H97V53H95ZM109 55V56H112V57H109L108 59H109V63H106V64H112L113 63V59H115V55H114V53L112 54V55ZM170 54V55H169ZM218 54V55H219ZM226 54V55H225ZM234 54H236L237 56H238V54H242V55H239V59H241V61L238 59V60H236L238 57L236 56V55H234ZM249 55H250V53H248ZM8 55V54H7ZM19 55L20 54H17V57H14V58H19ZM91 55V54H90ZM93 55V54H92ZM114 55V56H113ZM120 55V54H119ZM146 55V54H145ZM152 55V56H153ZM168 55V56H167ZM180 58V62L181 63H183V65L178 61V58H176L177 56ZM187 55H188V57H187ZM258 55H259V60L258 61H256L255 59H256V56L258 57ZM25 56V55H24ZM26 56H27V54H26ZM25 56V58H28V57H26ZM66 56V57H67ZM76 56V55H75ZM98 56H99V54H98ZM97 56V57H98ZM143 56L145 57V58H143ZM151 56V55H150ZM151 56V57H152ZM153 56V57H154ZM159 56L157 55V56H155L154 58L155 59H157V57L159 58ZM237 57V58H235V57ZM242 56V57H241ZM8 57H10V63L11 62H13V64H11V66H13V67H11L10 66V64H8L7 63V65L5 64L6 62H4V64L6 65V67L7 66H10L11 68H5V66L2 64H0V72H1V74H2V72H3V74L2 75H8L9 73L7 72V70H11L12 69V71H11V74H12V72L14 71H16V69H17V71L19 72V75L17 74L18 72H16L15 74H12V76H11V74L9 75V76H11V80H12V78H16V76H23V74L22 73H24L25 71L24 70H26V71H29L30 69V67H31V65L32 64H34V63H36L35 61L33 62L32 60V64L30 63V67L27 69V67H28V64H25L26 66H23V62L24 61H26V59L25 60H23V58L21 57V55H20V60L21 61H23V62H21L22 63V65H19V60L17 61V59L15 60V63H14V61H12L13 59H11V56L9 55V56H7V58ZM12 57V58H13ZM33 57V56H32ZM43 57V56H42ZM44 57H45V55H44ZM65 57V58H66ZM71 56H68L67 58H70ZM77 57V56H76ZM80 57H79V59H80ZM102 57V56H101ZM140 57H139V59H137V61L139 60L140 61ZM191 57V58H190ZM33 58H35V59H37L36 57H33ZM33 58H31V59H33ZM39 58H40V56H39ZM48 58V57H47ZM51 58H53V57H51ZM73 58V57H72ZM75 58V57H74ZM83 58V57H82ZM81 58V59H82ZM119 58V57H118ZM149 58V57H148ZM154 58H151V59H154ZM161 58V57H160ZM185 58V59H186ZM29 59V58H28ZM41 59V58H40ZM43 59V58H42ZM44 59H46V58H44ZM86 59V58H85ZM102 59H103V57H102ZM102 59H100V60H102ZM107 59V60H108ZM150 59V60H151ZM176 59H177V61H176ZM188 59H186L185 61L187 62V60ZM194 59H196V58H194ZM235 59V60H234ZM250 59V60H251ZM3 60V61H2ZM6 60H8V59H6ZM47 60V59H46ZM49 60V59H48ZM67 60V59H66ZM74 60V59H73ZM84 60V59H83ZM104 60H105V58H104ZM136 60V59H135ZM135 60H134V62H135ZM143 60V61H142ZM157 60H160V59H157ZM236 61L235 63H237L238 64V62H243L242 63V65L244 64V66L242 67V68H240L241 66H239L238 68L236 67L237 65H235V64H233L234 63V61ZM16 61H17V63H16ZM30 61V60H29ZM42 60H40V62H41ZM45 61V60H44ZM44 61H42V64H43V62ZM68 61H70V60H68ZM92 61H90V62H92ZM118 61V60H117ZM117 61H116V63H117ZM152 62L154 61V60H151ZM188 61V63H186L187 65L191 62H193V61H190L189 62ZM224 61H227V62H230V61H233L232 62V64L231 63H229V64H231L232 65V68L231 69H233V65H235V67L237 68V71L235 72V71H233V70H236V69H233V70H231L229 67H230V65H228L229 67H228V69H229V71H232L233 73H229V75H227L225 72L228 70H226V68H227V65L225 66V64H223V63H225ZM39 62V64L41 65V63ZM105 62H108V61H105ZM104 62V63H105ZM115 62V61H114ZM141 62H136L137 64L138 63H141ZM160 62H161V60H160ZM159 62V64H158V62H157V65H159L160 66V63ZM179 62V63H178ZM218 62V63H217ZM222 62V63H221ZM250 62V63H251ZM20 63V64H21ZM26 63H27V61H26ZM46 63V62H45ZM74 63H75V61H74ZM104 63H103V65H104ZM118 63H117V65H118ZM123 63H125V64H123ZM154 63V62H153ZM190 63V64H191ZM198 65H197V64ZM106 64H105V67H106ZM115 64V63H114ZM136 64V65H137ZM148 64V63H147ZM164 64V65H165ZM208 64V66H210V67H208V66H206ZM209 64H211V65H209ZM213 64V65H212ZM228 64V63H227ZM241 63H239L238 65H240ZM246 64V65H245ZM39 65V66H40ZM44 65V64H43ZM41 66V67H43V68H45V66L47 67V65H44V66ZM102 65V66H103ZM117 65H113V67H115L116 66V70H117V67L119 66H117ZM126 66V67H130L129 68V71H130V75H133L132 74V72H134V73H136L137 75L135 76V77H133L134 79L132 80V77H130L129 76V73L127 72V74L128 75H126L127 77H129L128 79H130V81L127 79V77L125 76V78H126V80H125V78L123 77V79H121L120 78V75L118 76V72H122L123 71V69H125V68H123V66ZM139 65V64H138ZM162 66H164L163 65V63L161 64ZM186 65V66H187ZM194 65V62L191 64V66H193ZM202 65H203V67H202ZM206 67H205V66ZM4 66V67H3ZM18 66H21V67H19V69L18 68H16V67H18ZM23 66V67H22ZM70 66V65H69ZM101 66V67H102ZM155 66H156V64H155ZM161 66V67H162ZM250 65H248V67H249ZM24 67L26 68V69H24ZM72 67H70V70L72 69ZM84 67V68H85ZM110 67V66H109ZM113 67H111V68H113ZM157 67V66H156ZM226 67V68H225ZM234 67V68H235ZM13 68H16L15 70L13 69ZM24 69V70H20V69ZM33 68H35L33 71H36V67H34V65H33ZM32 68V69H33ZM49 68V67H48ZM52 68V67H51ZM132 68V69H131ZM160 68V67H159ZM191 68H189V69H191ZM7 69V70H6ZM39 69V68H38ZM83 69V70H82ZM87 69V68H86ZM97 69H103V68H97ZM96 69V70H97ZM107 68H105V70H106ZM126 69H128V68H126ZM126 69H125V71L124 72H126ZM142 69H143V67H142ZM162 69V68H161ZM5 70H6V72H5ZM40 70V69H39ZM44 70H46L47 71V69L45 68ZM44 70H43V72H44ZM50 71H51V69H49ZM54 69L52 68V71H53ZM66 70H68L67 72L64 70H62V74H63V72H65V73H71L72 72V74H75V73H73V71H70L69 72V67H68V69H66ZM79 70V71H78ZM96 70H93L92 72H94V71H96ZM110 70V69H109ZM131 70H133L132 72H131ZM157 70H158V68H157ZM156 70V72H158ZM167 70V71H168ZM225 70V71H224ZM239 70V71H238ZM22 73H21V72ZM24 71V72H23ZM33 71L32 70H30L29 72H25L24 73V75L25 76H23V77H25L26 79H28V80H25V78H23L24 79V81L26 82H29V81H32L33 79H34V77H38V78H35V79H37V83L36 84H38L37 85V87L39 86L40 87V85L41 84H39L38 83V81H39V78L41 77L42 78V76L41 75H39V76H37L36 75V73H35V75L36 76H34L32 73H33ZM55 72L53 73V72H50V73H48L49 75H52V74H54L52 77H54V79L53 78H51V79H53V80H55L54 82H57V80L59 81V78H57V75H56V70H54ZM164 71V70H163ZM166 71V70H165ZM162 72V70H161V72L160 73H166V72ZM171 71H173V72H171ZM185 71V72H184ZM199 71V72H198ZM228 71V72H229ZM10 72V71H9ZM13 72V73H14ZM60 72V71H59ZM98 72V73H97ZM96 73L98 74V77H97V79L99 78L100 79V77H99V72H100V70H98ZM101 72H104V71H101ZM111 72V71H110ZM111 72V73H112ZM155 71H154V73L153 74H155L156 73ZM158 72V73H159ZM177 72V73H176ZM234 72L235 73H238V72H240V74L239 75H243V77H241V76H239L238 74V76H236V74H234ZM29 74L30 73V76L27 78V74ZM41 73H42V71H41ZM52 73V74H51ZM61 73H59V74H61ZM64 73V74H65ZM96 73H94V75L96 74ZM123 73V72H122ZM225 75H227L229 78H223L224 77V74ZM0 74V75H1ZM17 74V75H16ZM21 74V75H20ZM44 74V73H43ZM48 74H47V76H46V74H44L43 76L45 77H48ZM96 74V75H97ZM106 74V75H105ZM121 74V73H120ZM124 74H126V73H123V75H121V76H124ZM230 74H234L235 76H233V77H230L231 75ZM251 74V75H250ZM0 76V83H1V81L3 82L4 80H2V78H3V76ZM16 75V76H15ZM27 75V76H26ZM66 75V74H65ZM222 75H223V77H222ZM244 75H249V77L251 76L252 78H253V76L254 77H256L255 78V81H256V79L260 82H258V81H254V78L253 79H251L250 80V78L248 79V77L246 76V77H244ZM253 75V76H252ZM256 75V76H255ZM15 76V77H14ZM34 76V77H33ZM55 76H56V78H55ZM68 76V75H67ZM66 76V78H70V77H72L71 75H69L68 77ZM76 75H74L73 77H72V79L75 77ZM100 76H102L101 75V73H100ZM150 76H152V74L150 75ZM149 76V77H150ZM261 77L263 76L264 77V75H260ZM2 77V78H1ZM18 77H17V79H18ZM21 77H19V79H21L20 81H23V79L21 78ZM30 77L31 78H33V79H31L30 80ZM45 77V78H46ZM59 77H61V76H59ZM62 77H64V79L66 80V78H65V76H62ZM61 77V78H62ZM96 77V76H95ZM109 77V76H108ZM118 77V78H117ZM143 79H142V78ZM260 77V78H261ZM263 77H262V79H263ZM5 78H7V76L5 77ZM68 78V79H69ZM85 78H83V79H85ZM93 78V77H92ZM117 78V79H116ZM164 80H163V79ZM174 80H173V79ZM177 78H178V81H179V79L181 78V79H183L181 82L179 81V82H177L178 84L180 83L181 85H184L185 83H187L188 85H189V88L187 89V88H183V87H179V86H177V87H174V85H175V81H177ZM247 78V80H245ZM4 79V78H3ZM35 79H34V81H35ZM44 79V78H43ZM48 79H50V78H48ZM75 79V78H74ZM73 79V80H74ZM100 79V80H101ZM109 79V78H108ZM114 79V80H113ZM180 79V80H181ZM188 81H187V80ZM6 81H4V84L6 85V83H7V86H9V88L10 87H12L13 89H11L12 91H13V93H14V91L15 92H17V93H15V94H17L18 95V93L20 92V91H22V90H27V89H29L30 87H28V85L27 84H22V86L24 87V85H26L28 88L27 89H25V87H24V89H21L22 87H21V85H19V80L18 81H16V79H15V81H16V83L18 84V86H19V88H18V86L16 87L18 90H20L19 92L18 91H16L17 89H15V85H17V84H15V81L14 82H11L10 81V77L8 78V80L11 82V84H10V82H9V85H8V82H7V79H5ZM52 80V81H53ZM70 80H71V78H70ZM75 80V81H76ZM86 80V79H85ZM146 80V81H145ZM163 80V81H162ZM186 82H185V81ZM248 80H250L249 81V83L248 82H245V81H248ZM252 80H253V82H252ZM34 81H32L33 83H34ZM77 81V82H78ZM82 81V82H81ZM102 81V80H101ZM129 81V82H128ZM184 81V82H183ZM6 82V83H5ZM45 82V81H44ZM71 82V81H70ZM78 82V83H79ZM92 82V83H91ZM104 82H101L103 85H104ZM121 82V83H122ZM126 82V83H125ZM12 83H13V85H12ZM23 83V82H22ZM141 83V84H140ZM172 83V84H171ZM173 83H174V85H173ZM245 83H248V84H245ZM15 84V85H14ZM21 84V83H20ZM123 84L121 85V86H123ZM127 84V85H128ZM179 84V85H180ZM1 85H3V83H1ZM5 85H3L4 87H2V86H0V94L2 95H0V101H1V99H4V97H6L8 94L10 95V96H12L13 95V93L10 91V90H8L9 88L7 87V86H5ZM11 85V86H10ZM85 84H83V86H84ZM119 85V86H118ZM180 85V86H181ZM31 86V85H30ZM42 86V85H41ZM82 86V85H81ZM113 86V87H112ZM118 86V87H117ZM147 86V87H146ZM6 87V88H5ZM32 87V86H31ZM84 87H86V86H84ZM86 87V88H87ZM128 86H126V87H124V88H126L127 90L128 89H130V88H127ZM131 87V86H130ZM141 88V87H139V88H141V89H144V88ZM244 87H246V88H244ZM1 88H4V89H2L3 91V93L6 95V96H4L3 97V95L4 94H2V92H1ZM33 88V87H32ZM32 88H30V90L32 89ZM89 88H87V89H89ZM110 88H113V89H110ZM120 88V89H119ZM124 88H123V90L122 91H120V93H121V95H122V92L124 91V93H125V90H124ZM131 88H133V87H131ZM161 88H163V89H165V90H167V92H165V90H163V92H161L162 91V89ZM241 88L243 89L244 88V90H248V95H249V97H247V92L245 93V91H244V93L246 94V102H244L245 104H243V103H241V104H243L244 106L245 105H248V106H250V109H247V110H251L252 112H256V113H258V115L255 113V117L254 118H247V117H245V114H244V117H243V115L241 114V116H239V118L237 117V119L238 120H235V121H233V120H231V118H233L234 116V114H236L237 112H235V110L234 109H232L233 107H229V105L230 106H232V105H234L235 107L238 105H241L240 104V97L238 96V94H239V91H242L241 90ZM7 89V90H6ZM15 89V90H14ZM38 89H40V88H38ZM86 89V90H87ZM161 89V90H160ZM35 91L37 90L36 88L34 89ZM96 90V91H95ZM138 90H139V92H138ZM7 91H9L8 93H7ZM29 91V90H28ZM98 91H100V95H98ZM131 91V89L129 90V92ZM23 92V91H22ZM21 92V94H19V96L21 97L22 95H23V93H25V92H23L22 93ZM32 92H33V90H32ZM32 92H30V93H32ZM89 92V91H88ZM94 92L95 93H97L96 95L94 94ZM115 92V91H114ZM145 92V93H144ZM159 92H161L162 94L165 92L166 93V95H164V96H161L160 94H159ZM171 92V93H170ZM11 93H12V95H11ZM26 93H29V92H26ZM120 93H119V95H120ZM127 93V94H126ZM126 96H128V92L126 91ZM168 93V94H167ZM242 94H244L243 92H241ZM14 94V95H15ZM33 94H34V92H33ZM33 94H31V95H33ZM92 94H90V97L92 96ZM106 94V93H105ZM116 94V95H117ZM124 94V95H125ZM170 94V95H169ZM230 94V95H229ZM233 95V98L232 97H229V99L231 98V100L232 99H234L233 101H230L229 100V102H225L224 101V103L223 104H220L221 103V100H223L222 99V97H225V98H227L228 96H232ZM245 94H244V98H245ZM9 95L7 96L8 98H9ZM14 95H13V97L11 98V99H13L14 98ZM27 95V94H26ZM30 95V94H29ZM28 95V96H29ZM118 95V96H119ZM167 95H169V96H167ZM234 95H236V96H234ZM240 95V94H239ZM107 98H105V97ZM108 96V97H107ZM126 96L124 97V98H126ZM240 96H242L243 97V95H240ZM17 97V96H16ZM15 97V99L14 100H16L17 98ZM20 97H18V98H20ZM93 97V96H92ZM119 97H122V96H119ZM119 97H118V99H119ZM122 97V98H123ZM30 98H31V96H30ZM94 98V97H93ZM121 98V99H122ZM128 98V97H127ZM152 98L154 99V98H158L159 100H152ZM11 99H8V100H11ZM29 99V98H28ZM27 99V97L25 98V100L28 102L29 100ZM83 99V98H82ZM82 99H80V100H82ZM218 99H221L220 101L218 100ZM247 99H248V101H249V103H248V101H247ZM19 100V99H18ZM25 100H23V101H25ZM87 100H89L88 102H87ZM126 99H124V101H125ZM167 100H169L168 101V103L166 102ZM243 100H245V99H243ZM25 101V102H26ZM119 101V100H118ZM123 100H122V102L123 103H125ZM4 102H6L5 104H7L6 105V108L8 107L9 108V106L11 107V106H13V104L15 103L16 104V102L18 103H20L21 101H13L14 103H12L11 105H9L10 104V102L9 101H7L6 99H5V101ZM8 102V103H7ZM26 102V103H27ZM96 102V103H97ZM117 102V101H116ZM115 102V103H116ZM175 102H178L177 103V106L176 105H174V104H176ZM218 102H220L219 104H220V106H218L219 104H218ZM18 103V104H19ZM25 103V104H26ZM29 103V102H28ZM42 103V102H41ZM79 103V102H78ZM118 103V102H117ZM182 105H181V104ZM248 103V104H247ZM18 104H16V105H18ZM45 104V103H44ZM110 104V103H109ZM120 104V103H119ZM122 104V103H121ZM127 104V103H126ZM179 104H180V110H183V111H179L178 110V115L179 116H176V114H174V112L176 111L175 109H176V107L178 108V106H179ZM262 104V105H261ZM9 105V106H8ZM23 105V104H22ZM45 105H47V104H45ZM45 105H43V103H42V106H45ZM52 105V104H51ZM139 105V106H138ZM241 106V107H244V106ZM19 106H21V104L19 105ZM53 106V105H52ZM51 106V107H52ZM167 106H169V108L171 109L172 107V109L171 110H173L174 108V110L172 111V113H171V110L169 111L168 110V108H167ZM174 106H176V107H174ZM182 106H184L183 108H182ZM5 107V106H4ZM22 107V106H21ZM28 107V106H27ZM75 107V106H74ZM80 107H81V109H80ZM115 107V106H114ZM114 107H113V109H114ZM121 107L122 106H120V107H115V108H120V109H115V111H120V110H123V109H121ZM2 108V107H1ZM0 108V109H1ZM7 108V109H8ZM12 109L13 108H15L14 106L13 107H11ZM49 108V107H48ZM47 108V109H48ZM144 108V109H145ZM184 108H185V110H184ZM247 108V107H246ZM246 108L244 109V110H246ZM25 109H27V108H24V110ZM80 109V110H83V111H85V112H87V113H84L83 111L81 112V111H78V110ZM144 109L142 110V113L144 112ZM237 109V108H236ZM239 109V108H238ZM11 110V109H10ZM14 110L15 109H13V112H14ZM21 110H23V107H22V109ZM30 110V109H29ZM73 110H75V111H73ZM123 110V111H124ZM153 110H154V112H153ZM243 109H242V111H244ZM247 110H246V112H247ZM3 112L4 111H7V110H2ZM78 111V112H77ZM94 111V112H93ZM98 111H99V113H98ZM112 111V110H111ZM110 111V113H112ZM115 111L113 112V114H115ZM123 111H121V112H123ZM128 111V110H127ZM130 111H128V112H130ZM8 112H10L9 111V109H8V111H7V113ZM12 112V113H13ZM53 112V111H52ZM67 112H69V111H67ZM67 112H65V113H67ZM91 112V113H90ZM97 112V113H96ZM100 112H104L105 114L104 115H106V116H104L105 118L107 117L109 120H116V121H120V120H122L121 122H115V121H113V122H115V124H113V122L112 121H110V123H112V124H109V122H107V121H109L107 118L105 119H103V118H101L102 116H103V113H102V115L100 114ZM124 112H126V111H124ZM123 112V113H124ZM153 112V113H152ZM179 112H182V113H179ZM245 111H244V113H246ZM12 113H9V114H12ZM78 115H77V114ZM84 113V114H83ZM92 113H95L94 115L95 116H92ZM109 113V112H108ZM127 113V112H126ZM136 113V117H134V114ZM155 113V114H156ZM241 113V112H240ZM34 114V113H33ZM54 114V113H53ZM83 114V115H82ZM89 116H88V115ZM100 114V115H99ZM115 114V115H116ZM140 114H138V115H140ZM51 115V116H50ZM55 115V114H54ZM86 115V116H85ZM98 115V116H97ZM116 115V116H117ZM128 115V116H129ZM142 115H143V117H142ZM238 115V114H237ZM257 115V116H256ZM6 116V115H5ZM8 116V115H7ZM6 116V117H7ZM10 116V115H9ZM12 116V115H11ZM82 116V117H81ZM83 116H85V119H84V117ZM97 116V117H96ZM100 116V117H99ZM113 116V115H112ZM122 117V119H120V117ZM236 116V115H235ZM32 117V118H31ZM58 117L59 116H57V118L56 119H58ZM95 117V118H94ZM150 117H151V119H150ZM158 117H159V119H158ZM2 117H0V119H1ZM61 119H62V117H60ZM114 118V119H113ZM131 118V117H130ZM146 118V119H145ZM195 118V119H194ZM235 118V117H234ZM263 118V119H262ZM60 119V121H62ZM63 119H65V118H63ZM79 119V120H78ZM83 120V122L81 121V120ZM96 121H95V120ZM100 119H102V121H104V124L102 123V122H97L98 120ZM54 120V119H53ZM88 120H89V122H88ZM92 120H94L95 122H93ZM99 120V121H100ZM194 120H197L196 121V123L199 121V123L201 124L200 126L198 125V123L196 124L195 123V126H191L192 124H193V121ZM211 120V121H210ZM54 121H57V120H54ZM59 121V120H58ZM57 121V122H58ZM59 121V122H60ZM130 121V122H129ZM148 121V122H147ZM162 121V124H164V126H165V123L166 122H168V121H170V123L169 124H171L172 125V127H171V125H169V129H170V127H171V129H170V131H169V133H170V136L168 135V132H167V134H166V131H163V129H161L162 127H163V125L161 126L160 125V122ZM50 122L52 123V124H55V125H53L52 127H54V128H51L50 129V127L51 126H49L50 125ZM63 122V121H62ZM92 122H93V125H92ZM147 122V123H146ZM191 122V123H190ZM91 123V124H90ZM107 125H106V124ZM15 124V125H16ZM51 124V125H52ZM73 124V125H72ZM18 125H20V124H18ZM21 125H23V123H21ZM20 125V126H21ZM57 125V127L55 128V126ZM59 125V126H58ZM90 125V126H89ZM134 125L135 126H137L136 128L134 127ZM159 125L161 126V127H159ZM194 125V124H193ZM196 125H198V127H196ZM261 125V126H260ZM4 126H6V127H4ZM116 126H117V128H116ZM260 126V127H259ZM76 127H79V129L77 128L76 129ZM168 127V126H167ZM167 127H163V128H165L164 130H166V128ZM19 130H18V129ZM116 128V129H115ZM156 129V130H155ZM258 129L261 131H258ZM153 130V131H152ZM205 130L207 131L206 133H204L205 132ZM9 131V132H8ZM167 131H168V129H167ZM7 133V134H5V133ZM166 134H164V133ZM113 133V134H112ZM5 134V135H4ZM14 134V135H13ZM110 134H112L111 136H113V137H115V140L114 139H110ZM127 134V135H126ZM243 136H245L247 139H249L250 140V138L253 140H250V141H252L253 143H255L256 145H258L259 143V145H258V147H256V148H258V149H254L252 146H245V143L244 142H242L241 144L243 145H241L240 144V142L242 141L241 139L243 138L242 137V135ZM169 137H168V136ZM175 135V140H174V143H176L175 145H174V143L173 144H171L172 143V140L171 139H173V138H171V136H174ZM259 135V136H258ZM167 136V137H166ZM206 136H208L206 139H207V142L209 141L211 144L213 143V142H211V141H213V140H211L212 139V136H213V139L214 138H216V139H218L219 141H221V140H223L224 142H226L227 144H225V145H227V151H228V153L229 154H227V155H225L226 154V152L224 151V149H223V151L225 152V154H224V152L223 151H221L222 150V148H219V149H221L220 151H219V149L218 150H215V151H213L214 153H211V154H213L212 156H211V154L209 155H207L205 152H207V149H205L206 151L205 152H203L202 150H201V146H200V144H202L201 143V139H204V137H206ZM209 136H211V139L209 138ZM259 137V138H257L258 140H262V143H261V141H258L257 139H256V137ZM87 137V138H86ZM136 138H141L140 140L139 139H137L136 140ZM245 138V139H246ZM255 138V139H254ZM86 139V140H85ZM108 139H110V141L108 140ZM205 139V140H206ZM209 139V140H208ZM82 140V141H81ZM90 140V141H89ZM74 141H78V144L77 143H73ZM80 141V142H79ZM114 141V143H112ZM134 141H137V142H135V143H137V146H134V145H136V144H134ZM138 141H140V142H144V144L142 145V146H140L139 144H138ZM177 141V142H176ZM214 141H215V139H214ZM240 141V142H239ZM247 141V140H246ZM256 141H257V143H256ZM14 142V143H13ZM88 142V143H87ZM217 142V141H216ZM222 142V141H221ZM238 142H239V144H238ZM247 142H249V141H247ZM246 142V143H247ZM259 142V143H258ZM80 143V144H79ZM85 143H87V144H85ZM16 145L15 147L16 148H12L13 147V145ZM82 144V145H81ZM89 144L92 146H89ZM112 144V145H111ZM132 144H134V145H132ZM262 144V145H261ZM80 145V146H79ZM83 145L85 146V145H87V147H84V148H88L87 150L86 149H84V148H82L83 147ZM213 145H216L215 144V142L212 144V145H210V146H213ZM218 146L220 145L219 143L217 144ZM89 146V147H88ZM218 146H216V147H218ZM239 146H241L242 147V149H241V147H239ZM245 146V147H244ZM18 147H21V149L19 148V150L17 151V148ZM213 147H215V146H213ZM243 147H244V149H243ZM249 147L250 149H247V148ZM252 147V148H251ZM49 148V149H48ZM82 148V149H81ZM89 148H91V149H89ZM210 148H212V147H210ZM10 149H12V150H10ZM46 149H48V150H46ZM77 149V150H76ZM203 149V148H202ZM214 149V148H213ZM247 149V150H246ZM262 149V150H261ZM64 151L65 153L62 155V157L64 158V156L65 157H67L68 156V154H69V156L70 157H72L71 155H75V150H76V153H79L80 154V152L81 151H83V150H86V151H84V152H82L80 155H81V157L82 158H84V157H87V158H85L84 159V161H85V164L87 165V163H88V166H89V168H90V166H91V168H90V172H91V169L92 170H96V171H94V174H95V172H96V175H92V174H87V173H83V172H85V169H84V167L85 168H88L86 165L83 167V170H81V168L80 167H78V165H77V163H79V162H81V160H83L81 157L79 158V160L80 161H78V158H77V161H73L74 159H71L69 156V158L71 159V161H72V164H71V162H70V159H68V158H66V161H69L70 162V166H68V163L69 162H67V165L65 166L64 164H66V161H65V159H62L61 160V158H60V156H61V154H59L61 151ZM78 150H79V152H78ZM249 150V151H248ZM219 151V152H218ZM59 152V153H58ZM56 153H58V154H56ZM68 153V154H67ZM247 153V154H246ZM67 156H66V155ZM85 154V155H84ZM186 154V155H185ZM54 155V157H53V159L55 160L56 159V157L57 158H60L59 160L57 159V160H55L58 164H56V165H54L53 164V161L51 162V158H52V156ZM56 155V156H55ZM57 155H60V156H57ZM77 155V154H76ZM76 155H75V157H76ZM79 155V156H80ZM78 155H77V157H79ZM75 157H72V158H75ZM247 157V156H246ZM249 157V156H248ZM247 157V158H248ZM258 157H254V156H252V158H253V160H254V158H256L254 161L257 163V161H259V158ZM68 159V160H67ZM228 159V158H227ZM244 159H246V158H244ZM258 159V160H257ZM63 160L65 161V163L63 162ZM86 160H88V161H86ZM93 160V161H92ZM235 160V159H234ZM247 160V159H246ZM252 159L251 158H248V161H251ZM54 161V162H55ZM59 161V162H58ZM248 161H246V163L248 162ZM41 163V166H40V168L38 167L39 165H40V163ZM74 162V163H73ZM223 162V161H222ZM252 162V161H251ZM250 162V163H251ZM37 163H39V165L37 164ZM229 163H231V161H229ZM238 163V162H237ZM256 163H255V165H253L252 167H251V170H252V168L254 167H256ZM264 163V162H263ZM262 163V160H261V163H260V161H259V165H260V169L259 170H262V168H261V164H263ZM80 164V166H81V163H79ZM83 164H84V162H83ZM252 164H254V163H252ZM252 164H250V165H252ZM258 164V163H257ZM5 165V166H4ZM216 165V164H215ZM214 165V166H215ZM232 165V164H231ZM238 165V164H237ZM242 165V164H241ZM246 165H248V164H246ZM258 165V166H259ZM3 167V169H2V167ZM36 166H37V168L38 169H40L39 171H38V169L36 168ZM62 167V172H60V174L61 173H63L64 172V170H65V172L67 171V173H63L62 175H58L59 173L57 172L58 170H59V168L58 167ZM67 166H68V168H67ZM206 167L207 168V170H205L206 168H203V167ZM211 166V167H210ZM242 166H244V165H242ZM257 166V167H258ZM264 166V165H263ZM262 166V167H263ZM65 167V168H64ZM92 167H94V169L92 168ZM210 167V168H209ZM218 167H219V165H218ZM224 167V166H223ZM232 168H229L230 170H231V172H232V170L234 171V170H239V165L238 166H234V163H233V165L231 166ZM36 169L37 171H34V170H32V173H33V171L34 172H37V174L36 173H33V174H35L36 176L34 177V175L31 173V169ZM79 168H80V170H79ZM213 168H215V167H213ZM242 168V167H241ZM240 168V169H241ZM216 169V168H215ZM217 169H219V168H217ZM216 169V170H217ZM226 169H227V171H228V168H227V166H226ZM264 169V168H263ZM1 170H2V173H1ZM3 170H5V171H3ZM87 171H88V169H86ZM204 172H203V171ZM256 170H258V168H256ZM255 170V171H256ZM86 171V172H87ZM224 171V170H223ZM226 171V170H225ZM224 171V172H225ZM239 171H241V170H239ZM238 171V172H239ZM41 172V174H39ZM79 172H80V175H79ZM219 172H220V170H219ZM237 172V171H236ZM236 172L234 173V174H236ZM252 172V171H251ZM82 173V174H81ZM92 173V172H91ZM210 173V172H209ZM248 173V172H247ZM246 173V174H247ZM254 173H258L257 171L256 172H254V170H253V175H252V177H254ZM261 173H264V170L263 171H261ZM3 174H7L6 176H4ZM83 174H85V175H83ZM87 174V175H86ZM217 174V173H216ZM224 174V173H223ZM222 174V175H223ZM226 174V173H225ZM229 174V173H228ZM241 174V173H240ZM205 176L206 175H208V174H204ZM221 175V174H220ZM221 175V176H222ZM238 175V174H237ZM256 175V174H255ZM59 176V177H58ZM61 176V177H60ZM212 176H215V175H212ZM212 176H210L211 177V179H212ZM216 176H218V174L216 175ZM216 176H215V181L217 180V178H216ZM225 176V175H224ZM231 176V175H230ZM241 176V175H240ZM246 176H248V175H246ZM260 176V175H259ZM258 176V177H259ZM81 177V178H80ZM207 177V176H206ZM220 177V176H219ZM232 177V176H231ZM234 177V176H233ZM222 178H223V176H222ZM221 178V179H222ZM229 178V177H228ZM228 178H226V180L228 179ZM243 178V177H242ZM251 178V177H250ZM261 178H262V176H261ZM224 179V178H223ZM232 179V178H231ZM234 179V178H233ZM236 179V178H235ZM234 179V180H235ZM225 180V179H224ZM226 180H225V182H226ZM256 180H257V178H256ZM264 180V179H263ZM209 181H210V179H209ZM212 181V183H213V185H212V183H211V185L209 184V186H212V187H214V180L212 179L211 180ZM210 181V182H211ZM221 182L222 183V181L220 180V178L218 179V182ZM230 181V180H229ZM229 181H228V183H229ZM205 182V183H206ZM209 182V183H210ZM217 182V181H216ZM235 182V181H234ZM261 182V181H260ZM204 183V182H203ZM237 183V182H236ZM241 183V182H240ZM185 184H187L188 185V187H185L184 185ZM208 184V183H207ZM206 184V185H207ZM219 184V183H218ZM248 184H249V182H248ZM201 185V186H200ZM205 185V186H206ZM222 185V184H221ZM230 185V184H229ZM228 185V186H229ZM234 185V184H233ZM215 186H216V184H215ZM219 186V185H218ZM201 187V188H200ZM263 186H261V188H262ZM96 188V190L94 191V189ZM206 188V187H205ZM218 188V187H217ZM225 188V187H224ZM230 188V187H229ZM242 188H243V186H242ZM51 189L53 190V192L51 191ZM213 189V188H212ZM221 189V188H220ZM226 190H228V189H226ZM48 191H51V193H54V195H51V193L50 192H48ZM199 191V192H198ZM203 191V190H202ZM214 191V190H213ZM220 191V190H219ZM212 192V191H211ZM205 193V192H204ZM213 193V192H212ZM221 193V192H220ZM220 193H219V195H220ZM224 193V192H223ZM228 193V192H227ZM227 193H226V195H227ZM231 193V192H230ZM217 194V193H216ZM213 195V194H212ZM53 196V197H52ZM214 196V195H213ZM240 196H241V194H240ZM210 197V196H209ZM215 197V196H214ZM216 197H218V196H216ZM223 197V196H222ZM68 199L67 201H69L70 202V200H71V198H72V200H74V201H72L71 200V202H70V204L67 202V205H65L66 207L68 206V208H67V211L66 210H64V208H62V207H64V205H63V201L65 200V199ZM100 198H101V200H100ZM208 198V197H207ZM70 199V200H69ZM98 199L100 200V202L98 201ZM211 199V198H210ZM63 200V201H62ZM104 200V201H103ZM209 200V199H208ZM207 200V201H208ZM262 200V199H261ZM59 201H61L60 203H59ZM97 201L99 202L98 204H100V206H94V205H96L95 203H97ZM205 201H206V198H205ZM207 201L205 202L206 204H207ZM264 201V200H263ZM262 201V202H263ZM65 202V201H64ZM259 202V201H258ZM261 202V203H262ZM61 203H62V205H61ZM209 203H211V202H209ZM217 203V202H216ZM215 203V204H216ZM242 203V202H241ZM65 204H66V202H65ZM69 204V205H68ZM59 205H61V206H59ZM212 206L214 205V203H212L211 204ZM243 206H244V204H242ZM216 206V205H215ZM65 207V208H66ZM214 207V206H213ZM241 207V206H240ZM63 209V212H62V209ZM98 208H99V212L101 213H99L98 212ZM220 208V207H219ZM222 208H224V207H222ZM263 208H264V206H263ZM262 208V209H263ZM240 209V208H239ZM61 210V211H60ZM221 210V209H220ZM261 210V209H260ZM258 211H259V209H258ZM264 211V210H263ZM262 211V212H263ZM225 212H226V210H225ZM239 212V211H238ZM238 212H236L238 215H237V217L239 216V213ZM85 213V214H84ZM102 213L103 214H106L107 216H106V218H104L105 216H102ZM232 213H234V212H232ZM236 213H235V215H236ZM57 214H59V216L58 217H55ZM108 214L109 215H111V214H113L114 216L116 215L117 216V218L116 217H114V219H116V221H113L112 220V222H110L111 221V219H112V217L111 218H109V216H108ZM229 214V213H228ZM113 215H111V216H113ZM221 216H222V218H221ZM232 216V215H231ZM100 219V221H98L99 223L101 222L102 223V221L104 220V225H105V221H106V223H107V225H108V223L109 224H113V226H114V231H112V230H110L109 229V231H107L108 229L106 228V225L103 227V228H106L107 230V232H105V233H103L102 232V230H99L98 232H96V231H93L92 229H91V227H93V226H91V222H92V220L93 219H97V220H99ZM253 218V219H252ZM255 218V219H254ZM217 221H218V224L219 223H221L220 224V226H222V227H220L218 224H217ZM219 221H221V222H219ZM208 222V223H207ZM214 222H216V224L218 225V227L217 228H219V230L218 229H216L213 225H214ZM64 223H66V224H64ZM93 223H96V222H94L93 221ZM92 223V224H93ZM202 223L205 225H202ZM209 223H211L212 225H210ZM36 225L37 227H35V226H33V225ZM207 224H208V226H207ZM32 225V226H31ZM94 225V224H93ZM99 225V224H98ZM62 226H66V229H68L69 231L71 230L70 228H72V227H78L79 229L77 230L78 232H80L81 231V235H83V237H84V241H86V239L88 240V238L89 237H93V239H91L92 241L93 240H95V241H97V244L95 243V241H94V243L96 244L95 246L96 247H98V252L97 251H95L97 248H94V250L91 252V249H90V251L89 250H86L85 248V245L87 244H85L84 245V242H83V240L81 239V241H79V239H78V236L75 238L74 236V240H68V234L66 235V233H68L67 231L68 230H66L64 227V229L62 228ZM95 226V225H94ZM113 226H111L110 227V225H109V227L110 228H112ZM209 226H213L214 227V229H213V227L211 228V227H209ZM108 227V226H107ZM116 227H119V231H115V228ZM204 227H207L208 228V230L206 229V228H204ZM60 228H62L63 229V231H66V232H62V231H60ZM74 228V229H75ZM95 228V227H94ZM100 228V227H99ZM211 228V229H210ZM73 228H72V231L74 230ZM101 229V228H100ZM204 229H206V232H204ZM80 230V231H79ZM117 230H118V228H117ZM75 231V230H74ZM111 231V232H110ZM208 231V232H207ZM264 231V230H263ZM71 232V231H70ZM69 232V234H70V236L71 235H73L72 234V232L70 233ZM110 232V233H109ZM77 234V233H76ZM75 234V235H76ZM57 235H60V237L58 238V236ZM206 235H208V236H210V235H214L215 237H213V238H215L214 240H210V243H205L204 242V239H205V241H206V238H205V236ZM262 235V236H261ZM57 236V237H56ZM61 236H63V237H68L66 240H68L69 241V243H68V241H66V243H64L65 242V239L63 240V237L61 238ZM202 236H203V238H202ZM72 237V236H71ZM72 237V238H73ZM211 237V236H210ZM202 238V239H201ZM259 238V237H258ZM260 238V239H261ZM208 239V238H207ZM210 239V238H209ZM246 240H248V241H246ZM89 241V240H88ZM87 241V242H88ZM213 242V244H212V242ZM43 242L45 243V242H48V244H46V245H48L47 247L48 248H46V245H44V246H42L43 245ZM78 242H80V243H78ZM91 242V241H90ZM108 242H109V244H108ZM249 242V243H248ZM89 243V242H88ZM91 243H93V242H91ZM91 243H89V244H91ZM105 243H107L108 245H105ZM64 244H67V245H64ZM88 244V245H89ZM30 245H34V247H39L40 249H38V250H34V252L32 251V250H30V251H32V252H30L29 251V254L28 253H26L24 250V248H26V247H28V246H30ZM39 245V246H38ZM93 245V244H92ZM105 245V246H104ZM109 245H111V247L110 248H108V246ZM32 246H30V247H32ZM40 246H42V248L40 247ZM87 246V245H86ZM248 246V245H247ZM85 247V248H84ZM92 246H90V248H91ZM217 247H218V249H217ZM44 248H46V249H44ZM215 248V250H216V252L217 251H219L217 254H216V252H215V250L213 251L214 253H212L211 252V255H209V253H210V251H212L213 249ZM57 249H56V251H57ZM18 250H20V251H22V252H25L26 253V255H25V257H27V259L26 258H23V260H26V261H22V262H20V256L18 257V255L19 254H17V256H14L16 253H17V251ZM27 251L29 250V249H26ZM142 251H146L147 253H148V255H147V253H146V256H147V259H141L142 257H145V255H143V253H142ZM49 252V253H48ZM86 255H84L83 253ZM53 253V254H52ZM96 253V254H95ZM245 253H247L246 255H245ZM81 254L82 255H84L85 256V259L83 260V261H80L79 262V260H80V257H81ZM102 254H104L105 256H106V260H105V258L104 257H102ZM213 254V255H212ZM215 254V255H214ZM53 255H55V256H53ZM61 255V256H60ZM142 256V257H141ZM247 256V257H246ZM67 257L64 259V257H63V259L66 261L67 260ZM248 257H249V259H248ZM29 258V259H28ZM146 258V257H145ZM255 258H258V259H255ZM259 258H261V259H259ZM22 259V258H21ZM63 259H61V261L63 262ZM19 260V261H18ZM118 260V261H119ZM249 260V261H248ZM64 261V262H65ZM122 261H120V263L122 262ZM63 262V263H64ZM71 262V263H72ZM62 263V264H63ZM116 263H117V261H116ZM120 263H117V264H120ZM65 264H66V262H65Z\"/></svg>",
  "mask_w": 264,
  "mask_h": 264
},
{
  "label": "rangeland",
  "instance_id": "2",
  "mask_svg": "<svg viewBox=\"0 0 264 264\" xmlns=\"http://www.w3.org/2000/svg\"><path fill=\"white\" fill-rule=\"evenodd\" d=\"M1 1H2V0H0V2H1ZM22 1H23V0H22ZM29 1H30V0H27V4H26L27 7L25 8L23 5H25L26 1H24L25 3L23 2V4H22V2L20 3L19 0H18V2L20 3V4H19V3L16 2V0H15V2H14V0H12L13 3H15V4L17 3V5L19 4V7H20V6H21V7H24L23 10L26 11L24 14H23L22 10H20L21 8L19 9L18 7H16L17 5H15V4H14V7H12V8H13V10H12V9L10 8L11 6H9L10 0H5V2H4V0H3V1L1 2V4H2L3 7H2L1 4H0V6L2 7V9H4L5 6H4L3 4L6 3V4H5L6 7H7V8L9 7V9H10V13H9V14H11V11H12L14 14L12 13L13 15L11 14V16H15V17H16V18L13 17V21H15V22H13V23H14V26H13V23L11 24L12 27H13V29H12V31H11L12 33H10V30H11V29L7 30V29L10 28V27H7V24H6V25L4 24V25L7 27V28H6V30H7L6 33H7L8 31H9L8 33H10L8 36H7V35H4V36H7L5 39L2 40V41L4 42V45H9V44H10V41H11L12 39H17V41H18V39H19L18 42H21V41H22L21 43H18V44L20 45V44H23V42H24L23 40H25L24 43H26L27 40H28L27 38H28L30 35H31V37L33 38L34 35L37 34V35L34 37L35 39L33 38V39L30 40L29 43H26L28 48L25 47V49L22 50V47H23V46H22L21 49H20L19 45L17 44V47H18L19 49H18V50L15 49V50L18 51V52H20V50H21V52L23 51V56H22L21 53H18V52H17V54H20L22 58H23V57L25 58V56H26V54H27L26 57L29 58V59H28V58H25L26 61H27V63H26V61L23 62V61H21L22 59H21V60L19 59V58H20V55H19V58H14V57H17V54L15 53L16 51L14 52V53H15V54H14V57L12 56V55H13V52H12L11 50L14 49V48L12 49V47H13L12 45H14L15 42H14L12 45L10 44V46H8V47H11V46H12L11 49H8L7 47H5V49L7 48V50H10V51H11V52H9L10 54L8 53L7 50L4 49V47H2V46H1V47H2L5 51H7V53H4V55H6V58L4 57V60H5L4 62L7 61V62L5 63L6 65H7V63L10 64V66H11V64H13V62L10 63V60H9L10 57L7 58V56H9V55L11 56V59H13L12 61H14V63H15V60H16V59H17V61L19 60V65H22L21 62H23V66H26L25 64H28V63H29V64H28V67L26 66L27 69L30 67V63L32 64V63L35 61L36 63L32 64L31 67H30L29 69L33 71V70L35 69V68H33V65H34V67L37 68L36 71H33L32 74H33L34 76H36V75H37V76H39V75L42 76V78L40 77V78H39V81H38V83L41 84L42 86L40 85V87H39V86L37 87V85H38V84H36V83H37V79H35V78H38V77H34V76H33L34 79H35V81H34L33 78L30 77V80L33 79L32 81H34V83H33L32 81H29V82H27V81L25 82V81H24V79H23V78H25V77H23V76H25L24 73L30 71V70H29V71L24 70V69H26L25 67H24V69H22V68L20 69V70H24V71H25V72L23 71L24 73H22V72L20 71V72L23 74V76H22L23 78H22L21 76H19V77H21V78L23 79V81H20L21 79H19V77L16 76L17 74L19 75V72L17 71L16 68L19 69V67H21V66H18V67H16V68H13L14 70L16 69V71H15V72L13 71L14 73L12 72V74H15L16 72H18V73L15 75L16 78H12V80H11V76H12L11 71H12V69H11V70H7V69H6L7 72H8L9 74H8V75H5V76L2 75L3 72H2V74H1V72H0V74L3 76L4 79H3L2 77H1V78H2V80H4V81H6L5 79H7V82H8V81H9V80H8L9 77H10V81H11V82H14L15 79H16V81L19 80V82L21 83V84L19 83V85H21V87H22V88L20 87L21 89H24V87H25V89H27L28 87H30V88L33 87L31 90H30V88L27 89V90H25V91L22 90L23 92H25V93H23L22 91H20V90H18V89L16 88V87L18 86V84H17L16 81H15V84H17V85L14 84V85H15V89H17L16 91H18V92L20 91V92L18 93V95H17V94H15V93H17V92L14 91V93H13V91L11 90V89H13L12 87L9 88V86H7V83H6V82H5V83H6V85H5V84H4V81H3V82L1 81V83H3V85L7 86V87L9 88L8 90H10V91L13 93V95H14V94H15V95H14V98L11 99V98L13 97L12 93H11L12 96H10V95L8 94V95H9V98H8V97H7L8 95L6 94V95H7V96H6V95L4 94L5 92H4V93L2 92V91H3L2 89H4V88H1V92H2V94H4L3 97H4V96H6V97H4V99H1V101H0V108L2 107V108L0 109V117H2V118L0 119V121H1V120H4L3 117L5 118V120L7 119V120H6L7 122H10V121H12V120H15V119H16V115H17V114L19 115V113H16V112H15V111L17 110L16 107H20V110H19V108H18V111H20V115H21V114L23 115L24 112L28 110L27 112L29 113V115L32 114V117H35V116L38 115V114H42V113H44V112H43V109H45L46 106L49 105L48 103H50V105L48 106L49 108L47 107L48 109L46 108V109L44 110V111L46 112V110L51 109V112H48V111H47L48 113L46 112L48 115H49V114L52 115V116L50 115V116H51L50 121H51L52 118H53L54 120H57V121L59 120V121H60V119H61L60 117H62L61 120H62L63 122H62V121H60V122L58 121V122H57V121H54V120L52 119V123H53V122H54V123L56 122L55 124L60 123V125H61L62 127H66V125H67L68 123L65 122V120H66V119L68 120V117H69V120H68V121L72 123V121L70 120V119H72V118H70V115L68 116V113L71 114L70 112H72V109H74V108L76 109V108H77L76 105H79V104H80V106H82L83 104L81 105V103L83 102V100L85 101L84 98H86V99H89V98H90V99H92V101H93V100L95 99L96 96H94V95L92 94V93H93L92 91H93L94 88H96L97 86H98V89L96 88V90H100V89L102 90V89H103L102 91H103L104 93H102V94H104V95H108V94H110V95H108V96H111V97H109V98H111V99H109V101L111 100V101L109 102V103H110V104H109V103L107 102L108 100L106 101L105 99H103V95H102V99L104 100V102L106 101L107 104L110 105V106H108V108H107V106L105 105V104H106V102H105L104 105H103V104L101 105V106H103V108H104V106H106L105 108L108 110V109H110V108L115 104V105H114L115 107H116V106H117V107L122 106L121 109L124 110L123 106L125 105V106L129 107V106H130V102L136 100V98H139V99H137L138 101L140 100V101H139V104H140V102H142V104H143V100H141V99H145V98H143L144 95H142V93H140L139 90H141V92H142V91H146L147 89L145 90V87H143L145 84H144L143 86H141V85L138 84L139 82L142 81V83H146V82H147L146 80H148L149 78H153V75H154V77H155V78L153 79L154 82L157 81V78H158V77L162 76L161 74L164 75V78H165V76L168 77V76H170V75H165V74H169V73H170V70H171V69H170V68H171L170 66H173V67L175 66V65H173V64L175 63V58H173V57L175 56V53H172V52H171L174 56L171 54V56L168 58V57L165 56L166 51H167L166 54H168V50H165V49L162 50V49L164 48V46H160V44H162L163 41H164L165 39H168V38H167V35H165V34L163 33V34H164V36H162L163 39H160V40H159L160 42L158 41V42L160 43V44H159V43L157 42V40H158L159 38H162V37H160V35H162V34L159 33V34H160V35H159V34L157 33V35H156V33H155V31H153V29H152V30L149 29V28H150V27H149L150 25H151V27L154 25L155 28H158V32H159V29L161 30V27H162V26L165 27L164 24L161 23V17H162L161 14L163 13L164 17H165V15L167 14L168 17H169L171 11L169 12V14H168V13H165V11H162V12L160 13V15L158 14V16H156V17L159 18V19H154L155 16H154V17L151 16V18H153L155 21H156V20H157V21L160 20L159 24L162 25V26L158 25V22H157V23L154 22V24L152 25L151 23H153V21H152V20H151L152 22L149 21V20L151 19L150 17H148V18H150V19H148V20L146 19V22H145V20H142V19L144 18V16H143V18L141 19V21H142V22L144 21L146 24L148 23V25H149V26H148L149 28H148V27H147V28L144 27L143 30L149 29V30H150V31H149L150 33H148V35H151L150 37H152V34H151L152 31L155 33V34H153V35H155L154 38H155V37H158V35H159V38H158V39L155 38L156 41H154V39H153V37H152L153 42H152V39H151L148 35H147L148 37H144L143 40H147V38L151 39V41H150V40H149V41L147 40L146 42H152V43H149V44H151V45H152L154 42H156L159 46H158L156 43H154V46L156 45L155 48H156L157 50H160V49H161V50H162V51H161L162 53H163L164 51H165V52H164L163 55H160V56H159V53H161V52L157 53L158 51L154 49V50H155V51L153 50V51L155 52V53H154V52L152 51V49H151V52H150V54H149L148 56H147V53H145L146 55L144 54V56L146 57V60L143 59V60H144V61L142 60L143 62H141V58H142V57H140V56H139V57H140V61H139V60L137 61V59H139L138 56H137V58H135L136 60L134 59L135 62H134V60L131 58V59L133 60V63H132V62H128V61H130L131 59L128 60V58H125V59H127L128 61L124 59V60L126 61V64H125V63H123V64L128 65L129 63H131V65L129 64L128 66H132L133 64H135V65L133 66V70H135V69H134L135 66H139V67L136 69V70H139V72H140L141 70H143V71L140 72V73H142L143 75H139L140 73H137L138 71L135 70L136 73H137L139 76H142V77L144 76V77H146V76L148 75V72H146V70L150 71L151 68H152V70H151L152 72H149V74L151 73L152 76H150V75H151V74H150V75H149L150 77L147 76L148 79H147V77H146V80H145L146 82H143L144 79H143L142 77H141V78H142L143 80H141V79H137V78H139V76H136L137 74L134 73L135 71L132 72L133 70H131L132 74H133V75L135 74V75H134V76H133V75H130V74H131L130 71H129V68H130V67H126V66H123V65H122L123 68H125V69L128 68V69H126V72H124L125 69H123L122 72H123V73H126V74H124V76H121V75H123L122 72H118V76L120 75V78L122 77L121 79H123V77L125 78V76L128 75V74H127V72H128L130 77H132V76H133V77H135V76L137 77V78H136V82H137L136 84H137V85L134 84V83H135V80H133V79H134L133 77H132V80L134 81V83L132 82V85H130L131 83L128 84V83L125 82V83H126L125 85L128 86L127 88H130V89H131V91L129 92L130 89L127 90L126 88H124V87H126V86H124L123 82L121 81V82H122V83L120 82V88H121V89H120V88H119V89H120V91H122L123 88H124L125 93H126V91L128 92V96H126L127 93L125 94L124 91L122 92V95H121V93H120V91H119V93H120V95H119V93H118V94L116 93V92L118 91V90H117L118 88H116V86H115V84H118V83H115L116 81L113 82V81L111 80V79H112V76H111L110 74L113 75L114 73H113L112 71H116V72H117L118 70H120L119 68H121V67H120L121 64L119 65L118 62L122 63V62L124 61L123 59H121V60H119V59H120V57H122V55L125 54V52L123 51V52H124V54H123V53L120 51V52H119L120 55L118 54V56L116 57V55H117V54H115L116 49H114L113 51H115V52L112 51V54L114 53V55H115V59L112 60L113 63L110 64V65H109V64H106V63H109V62L111 61V60L109 61V59H108L109 57H112V56H109L111 53L108 55V58L106 57L107 55H105V53L107 52V54H108V53L110 52V50H107V51H106V48H102V46H101L102 49H100V47H98V46L101 45V44L98 45V43H100L99 41H98V43H97V47H98V48H96V50L94 49V44H96V42H95V43H94V42L92 43V41H91V43L93 44V46L90 47V46H91V43L89 42L90 40L85 39V38H87L89 35L85 36L84 33H80V34L77 36V32L79 33V31L82 30V29H80L78 26H76V25L74 24V25L76 26L75 28L77 29V30H76V33H75V32H74V31H75V30H74L75 28H72V27H74V25H73L72 23H73V21H74L76 18L78 19V20L76 19V21H75L76 24H77V23H80V19H81V18H80V17H77V16H82V15L84 14L85 19H90L91 23L93 22L94 25H92V26L95 27L94 30H95V31H98V30H97V27L100 28L101 26H95V25H98V24H96V21H95L96 16L98 17V18H97L98 20L96 19L98 22H99V21H103V19H102L103 17H101V15H103V14H106V15H108V14H112V16L114 17V14L116 13V11L119 12L120 9H121V11H122V8H123V6H124L123 4L125 3L126 6H124V8H125L126 10L123 9V10H124L123 12H126V15H125L126 17H125L124 21L126 20V18H127V20H128V19H129L128 17H130V18H131V17H134L132 14L136 15L135 13H136L137 10L139 11V9L142 10V9L144 8V7L142 8V7L140 6V5L142 4V0H141V1L138 0V1H139V5H138V4H135V5L133 4V5H131V3H135V2H131V0H130V4H128V3H126V2L123 3V1H126V0H123V1L119 0L122 4H120V2H118V0H114L112 3L115 2L114 5H113V6H115V4H116L115 8L112 6V3H111L112 0H105L106 3H108V4H107V8H106L105 10H104V6H105L106 3L103 4V3H101L100 0H99L100 2H99L98 0H95L96 2H94V0H92V1H90V0H86V1H85V0H81V2H80V0H79V3H80V4L77 3L78 0H77V2H76V0H73V1L70 0V1H72L73 3L70 2L69 0H66V1H65V0H60V1L55 0V2H56L57 4L53 3L54 0H53V2H52V0H51L50 3H49V1L47 2V0H46V2L43 1L42 4H41V1H42V0H40V1H39V0H36V2H38V3H36L37 6L40 5V6H39V9H40V10H38L40 13H38L39 15H37V16H40V14H43V13H44V14H43L44 16L41 15L43 18H42V17H38V18H40V19H38V21L36 20L37 18L35 17L36 19H34V20H35L36 22L33 21L34 16H33L32 12H33V11L36 12L37 9H36V8H35V9L33 8L34 10H33L32 8H30V10L27 9V8L30 7V5H29ZM67 1H69V2H67ZM84 1H85V2H84ZM87 1L89 2L88 4H91V3H92L91 6L87 5ZM97 1H98V2H97ZM116 1H117V3H116ZM127 1H129V0H127ZM134 1H136V0H134ZM145 1H147V0H145ZM145 1L143 0L144 3H145ZM152 1H153V2H152ZM152 1H151L152 3H156V4H157L159 1H161L160 6H162V4H163V6H165L164 2H167L168 5H169V7H168L167 9H170V6H172V7H171L172 10H174L175 12H176V11L179 12L178 10H180V12H179L180 14H181V12H182L181 15L178 13V14H179L178 17L176 16L177 13H176V15H175V13H173V14H174L177 18H179V19H180V18L182 17V15H183V17H182V19H183V21H182L183 24H182L181 21H179L175 16L172 15L173 23H175V21H176V19H177L179 23L176 21V22H177L176 25H177V24H180V23H181L182 25H184L183 28H182V25H181V28L183 29V30H181V32H179L180 30H179V31H178V30L175 31V32L179 33V35H178L177 33L175 34L176 36L174 35V36H175V39H176V37H179V38H180L179 40H181V44L184 43L182 40L185 39L186 35H187V36L190 35V34H188V33H186V32H188L192 27H193V28H196V27H197L196 25H198V24H199V25H200V24H204L203 21H204V20L206 21V18H204V17H203L204 15L202 16L201 14H205V15H206L205 17H207V19H208V20L206 21V23L209 21V16H208V14H207L206 11H205V10L208 9V8H206L207 6H206V7L204 6V4L206 5V2H207L206 0H205V2H204L203 0H202V1H201V0H198V1H196V2H195V0H189L190 2H189L188 0H175L176 2L178 1L177 3H176L175 1L173 2V0H172V2L174 3L173 5H174V6L176 5L175 7H177V8H173L174 6H173V5H170L172 2L169 1V0H159V1H158V0L156 1V0H155L156 2H154V0H152ZM200 1H201V2H200ZM212 1H213V0H212ZM212 1H211V0L209 1L210 4H211L212 6H211L208 2H207V4H209V6L211 7L213 13H214L215 11L218 12L216 8L219 7V8H218V9H219V12H218V13L220 14V12H221L220 15H221V17H222V13L225 11V9H224L225 7H224V6L222 7V6H220V5L217 6V5H216L217 2L213 1V3H212ZM217 1H218V0H217ZM225 1L228 2L229 0H225ZM230 1H233V2L236 3L235 6H237V7H235V10H236V15H235V16H234V13H233V12H235V11H232V9L234 10V7H232V5H233L234 3L232 2V3H231L232 5H231V4H228ZM230 1L227 3V5H231V8H229V6H228V11H227V7H226V11H225V13H223V14H225V16H224V15H223V16H224L225 19H230L231 17H230L229 15H230V14L232 15V13H233V16H234V17L232 16L233 18H231V19H232V20H233V19H236L237 21L239 20V21H238V24H235L237 28H236L235 26H233V27H235L236 29L240 28L241 25L239 24V22H241L240 19H242V26H241V29H246V30H243V32H241V34H242V33L244 34L245 31H248V30H249L248 27L251 26V27L254 28L257 24H259V22L264 21V20H263L264 17H261V16L263 15V13H264V10H262V9H264V6L261 4V3H262L261 0H256V1H255V0H252V1H251V0H250V1H251L250 3H252V2L254 1V3L259 4V5H254V3H252V4L247 3V5L245 4V6H243V5L240 6L241 4H243V3H241L242 0H241V1H240V0H230ZM245 1H246V0H244V3H245ZM3 2H4V3H3ZM12 2H11L10 4H12ZM30 2H32V3L35 5V7H37L36 4H35V2H33V0H31ZM64 2L67 4V6H69V7H70V6H71V7L73 6V7H74V8L72 7L73 9L68 7V8L70 9V11H68L69 9L67 8V9H68L67 12L70 13L71 10H73L74 12H72V13H74L75 16H76V18L73 19L72 22H71V21L68 22V23H71V26L73 25L72 27L70 26V24L67 23V20H68L67 18L69 17V19L72 20L71 18H73V14H69V16H67V15H68V14H67L66 16H64L65 18H62L63 15L66 14V12H64V11H66V9H64V7H66V6H65L66 4H63ZM82 2H84V4H83ZM102 2H104V0H102ZM193 2H194V5H193ZM197 2H198V4H197ZM218 2H221V3H223V4L226 6V2H224L223 0H221V1L219 0ZM237 2H238V4H237ZM239 2H240V3H239ZM242 2H243V1H242ZM247 2H249V1H247ZM39 3H40V4H39ZM45 3L47 4V5H46L47 7L45 6ZM48 3H49V4H48ZM58 3H59V4H58ZM68 3H69V5H68ZM81 3H82V5H85V6H81V7H80ZM100 3L102 4V5H101L102 7L99 5ZM136 3H137V2H136ZM175 3H176V4H175ZM199 3H200V5L202 4L201 7L199 6ZM30 4H31V3H30ZM70 4H72V5H70ZM77 4H78L79 6H78ZM96 4H98V6L101 7L100 9H101L102 11L99 9L101 12L96 8ZM145 4H147V3H145ZM196 4H197V5H196ZM248 4H250V5H248ZM263 4H264V2H263ZM26 5H25V6H26ZM34 5H33V6H34ZM41 5H42V6H41ZM58 5H59V6H60V5H61V6L64 5V7L62 6V7L58 8V7H57ZM86 5H87V6H86ZM109 5H110L111 7H113V8H111ZM117 5H120L121 8H120L119 6H117ZM122 5H123V6H122ZM129 5H130V6H129ZM136 5H138V7H141V8H138V9L135 10V12L133 13L134 8H135ZM143 5H144V4H143ZM180 5H181V6H180ZM251 5H252V6H251ZM261 5H262V6H261ZM33 6L31 5V7H33ZM75 6H76V7H75ZM88 6H89V7H88ZM93 6H95L94 9H97V10H95V11H97V12L95 13V11L92 9L93 12L90 11V13H91V14H90L91 16H90V15H88L89 10H91V9H89V8H90V7L92 8ZM98 6H97V7H98ZM128 6L130 7V9H127ZM144 6H145V5H144ZM196 6H197V7L199 6V7L201 8V10H202V9L204 10V7H205L206 9H205L204 11L202 10L204 13H203L201 10H200L201 12L198 13V11H199L200 8H199V7L197 8ZM209 6H208V7H209ZM215 6H217V7L215 8V11H214L213 8H214ZM233 6H234V5H233ZM238 6H240V7H238ZM247 6H248V7H247ZM249 6H251V7L257 6V7H259L258 9H256L257 12H255V13H258V18H259V22H258V23L256 22V20H257L258 18H255V17H257V16H256L257 14L254 13L255 7H254L253 9L251 8L252 10H249V9H250ZM6 7H5V8H6ZM41 7L45 10V12H44V10H43ZM79 7H80V8H79ZM84 7H85V8H84ZM86 7H88V8H86ZM99 7H98V8H99ZM105 7H106V6H105ZM118 7H119V8H118ZM129 7H128V8H129ZM166 7H167V5H166ZM166 7H165V8H166ZM241 7H246V8H245V9H246L245 12L247 13V10H249V12L246 14V13L243 11V10H245V9H243V8H241ZM257 7H256V8H257ZM7 8H6V9H7ZM14 8H15V11H14ZM37 8H38V7H37ZM61 8H62V9H61ZM76 8H78V9H77L78 11H81V10H82V11H85V10H86V11H85L86 14H85V12H82V11H81L82 13H79V12H78L80 15H76V13H77V12L75 13ZM117 8H118V9H117ZM222 8L224 9L223 12L220 11ZM248 8H249V9H248ZM2 9H1V10H2ZM18 9L20 10V12L17 11ZM25 9H26V10H25ZM41 9H42V11H41ZM47 9H48V10H47ZM83 9H84V10H83ZM112 9H113V10H112ZM114 9H115V10H114ZM116 9H117V10H116ZM135 9H136V8H135ZM176 9H178V10H176ZM191 9H192V11H194V13L191 12ZM197 9H198V10H197ZM229 9H230V10H229ZM239 9H240V10L242 9V11H243V13H240V14H243V15L246 16V17H244L243 15L240 17L239 12H242V11H239V12H238ZM1 10H0V11H1ZM4 10H5V9H4ZM7 10H8V9H7ZM7 10H5L6 13L4 12V14H1V15H3V17H4L5 19H6V17H7V22H9V21H11V16L7 15V14H8ZM27 10H28V13H27ZM31 10H32V11H31ZM35 10H36V11H35ZM77 10H76V11H77ZM110 10H111V12L108 13ZM141 10H140V11H141ZM188 10H189V11H188ZM196 10H197V11H196ZM2 11H3V10H2ZM8 11H9V10H8ZM29 11H31V13H30ZM38 11H37V12H38ZM114 11H115V12H114ZM121 11L119 12L120 14H121ZM195 11H196V12H195ZM207 11H208V10H207ZM230 11H232V12L229 14ZM250 11H252V13H254L255 17H254V16H252V17L250 16V15H253V14H251ZM16 12H18L19 15L21 14V15H23V16H21V15L19 16L18 14H16ZM21 12H22V13H21ZM47 12H49V14H48ZM50 12L53 13V14H51ZM63 12H64V13H63ZM127 12H128V13H127ZM141 12H142V11H141ZM216 12H215L214 14H218V13H216ZM227 12H228V13H227ZM29 13L31 14L30 16L28 15ZM59 13H60V15H59ZM78 13H77V14H78ZM94 13H95L96 15H93ZM97 13H99L100 15L97 14ZM102 13H103V14H102ZM113 13H114V14H113ZM119 13H116V14H119ZM137 13H140V12H137ZM192 13H193V14H192ZM226 13H227V16H228V17L226 16ZM5 14H6V15H5ZM35 14H37V13H34V15H35ZM50 14H51V15H50ZM81 14H82V15H81ZM116 14H115V22H116V20H117V18H118L119 16H120V18H122V17L124 16V13H123V16H121V15H122V14H121V15H119L118 17H117ZM130 14H131L132 16H131ZM140 14H141V13H140ZM171 14H172V13H171ZM219 14H218V15H219ZM228 14H229V15H228ZM249 14H250V15H249ZM16 15H17L18 17H17ZM26 15H27L28 17H27ZM46 15H47V16L50 15L51 17H52V15H53V16L55 15L57 18H59L60 16H61V17H60L59 19H57V18L54 16V17H52V18H53V19L55 18V19L52 20V19H50L51 17L49 16L50 18L47 17L48 19L46 18V19H47V20H46V19L44 18V17H46ZM57 15H58V16H57ZM106 15H104V17H105ZM167 15H166V16H167ZM238 15H239V16H238ZM70 16H72V17H70ZM75 16H74V17H75ZM86 16H87V17H86ZM94 16H95V17H94ZM108 16L110 17V15H108ZM112 16H111V17H112ZM127 16H128V17H127ZM141 16H142V14H141ZM141 16H140V15H139V16L136 15V17H139V18H140ZM149 16H150V15H149ZM193 16H194V17H193ZM195 16H196L197 18H196ZM200 16H202L203 19H202ZM237 16H238V17H237ZM249 16H250V17H249ZM263 16H264V15H263ZM8 17L10 18L9 21H8V19H9ZM19 17H21V19L23 18V19H22L23 21H22ZM32 17H33V18H32ZM82 17H83V16H82ZM93 17H94L95 19H94ZM99 17H101V18H99ZM113 17H112V19H113ZM116 17H117V18H116ZM145 17H146V16H145ZM174 17H175V18H174ZM235 17H236V18H235ZM239 17H240V18H239ZM253 17H254V18H253ZM260 17H261L262 19H261ZM18 18H19L22 22H21ZM24 18H27V19L29 18L28 20H26L27 23H25L26 21L24 22V20H25ZM30 18H31L32 22H30V21H31ZM61 18H62V20H61ZM105 18H106V17H105ZM105 18H104V20H105ZM134 18H135V17H134ZM193 18H196V19H194L195 21L193 20ZM212 18H213V16L211 17L210 22L215 21V19L213 20ZM214 18H215V17H214ZM216 18H218V19H216V20L223 19V20H222L223 22H222L221 20H220V21H221L223 24L226 23V20H225L224 18H220V16H219V17L216 16ZM219 18H220V19H219ZM15 19H16V20H15ZM82 19H83V18H82ZM82 19H81V20H82ZM85 19H84L83 21H81V24H82V22H85ZM92 19H93V20H92ZM100 19H102V20H100ZM108 19H110V18H108ZM112 19H110V21H112ZM137 19H138V18H137ZM162 19L164 20L163 17H162ZM165 19H167V17H165ZM174 19H175V21H174ZM201 19H202V20H201ZM231 19L228 21L229 24H230V22H231ZM250 19H251V20H250ZM253 19H254V20H253ZM39 20H41V21H39ZM42 20H43V22H42ZM55 20H56V21L59 20L58 23H55V22H54ZM60 20H61V21H60ZM118 20H119V19H118ZM121 20H122V19H121ZM121 20L118 21L117 25L119 24V22H121ZM127 20H126V21H127ZM138 20H140V19H138ZM163 20H162V22H163ZM167 20H168V19H167ZM170 20H171V18H170ZM224 20H225V21H224ZM236 20H233L234 23H235ZM16 21H17L18 23H17ZM28 21H29V22H28ZM88 21H89V20H88ZM88 21H86V22H87L86 24L90 23V21H89V22H88ZM110 21H109V20L104 21V23H105V28H104V30H105V32L107 33V34H105V33H104V34H105L106 36H107V35L109 36V32H110V30H111V31H114V29H112V28L109 27V26H111V22H110ZM113 21H114V19H113ZM126 21L124 22V23H125L124 27H122V26H123L122 24H121L122 26L120 25V26L122 27V31L124 30L123 28L126 27V29H127L128 26L130 27V25L127 26ZM135 21H136V23H135V25H134V29L137 28V26H136L137 24L140 25V27H141V24H139V22H141V21H139L138 23H137V20H136V19H135ZM147 21H149L150 24H149V22H147ZM200 21H202V23H201ZM233 21H232L231 23H233ZM237 21H236V22H237ZM257 21H258V20H257ZM11 22H12V21H11ZM11 22H10V23H11ZM19 22H21V23L24 22L23 24H25L26 26H28L29 24H31V26H33V22H34V24L37 23V22H41V23H43V25L40 26L39 24H37V25H38L37 27L39 28V29L37 28L38 30L36 29V25L34 26L35 29L32 28V27L30 26V27L32 28L31 30H30V28H29V26H28V29H27V30H28L29 32H31V34L29 33L30 35L27 33V32H28V31L26 30L27 27L24 25L25 28L22 29V30H23V31L26 30V31H25V36H26V34H27V36H28V35H29V36H28L26 39H23L24 36L20 33V32H23V31L20 30L21 28H20V29H17L18 32H17V30L14 31V28L16 29V28L21 27V24H20ZM75 22H74V23H75ZM108 22H110V23H108ZM115 22H114V23H115ZM142 22H141V23H142ZM245 22H246V23H245ZM41 23H40V24H41ZM112 23H113V22H112ZM114 23H113V25H112L111 27L114 26ZM155 23H156L158 26H160V28H159L157 25H155ZM193 23H194V26L191 25V24H193ZM228 23H227V24H228ZM234 23H233V24H234ZM253 23H254L255 25H254ZM15 24H16V25H15ZM23 24H22V28H23ZM27 24H28V25H27ZM64 24H68V25H64ZM108 24H110V25H108ZM142 24H143L142 26H145L144 23H142ZM244 24H245V25H244ZM263 24H264V22L262 23V25H261V24H259V26L257 25L258 27L262 26V28H261L262 31L264 30V27H263L264 25H263ZM9 25H10V24H9ZM17 25H18V26H17ZM62 25H64V27H63ZM83 25H85V24L83 23ZM89 25H90V24H89ZM89 25H88V26H89ZM237 25H238V26H237ZM249 25H250V26H249ZM252 25H253V26H252ZM0 26H1V25H0ZM16 26H17V27H16ZM60 26H62L61 29L65 28L66 30L68 29V30H70L72 33H75V37H74V38H70L69 35H71L72 33L69 32V31H67V32H69V34H67V33H65L66 31H65L64 29H63L64 32H62V33H65V34H67V35L62 34V33L60 32V30H59V29H60ZM67 26H68V27H67ZM69 26H70V27H69ZM85 26H86V25H85ZM88 26H86V27H88ZM107 26L110 28V29L107 28V29H109L108 31L106 30V27H107ZM118 26H119V25H118ZM146 26H147V25H146ZM179 26H180V25H178V27H179ZM195 26H196V27H195ZM200 26H203V25H200ZM200 26H198L199 28H198V27H197V28L200 29ZM204 26H205V24H204ZM225 26L227 27V25H225ZM246 26H247V27H246ZM43 27H44V28H43ZM46 27H47V28H46ZM66 27H67V28H66ZM86 27H84V29H86V30L88 29V31L91 29V25H90V27H88V28H86ZM93 27H92V29H93ZM103 27H104V26L101 27V28H102V31H103ZM129 27H128V28H129ZM140 27H138V28H140ZM154 27H153V28H154ZM223 27H224V26H223ZM230 27H232V25H231V26L228 25L227 29H229V30L231 29L232 31L235 30L233 27H232L233 29L230 28ZM244 27H245V28H244ZM3 28L5 29V27H3V25H2V28H1V29H3ZM45 28H46V29H45ZM78 28H79V30H78ZM89 28H90V29H89ZM114 28H115V26H114ZM119 28H120V27H118V29L116 28L115 31H116V30H117V31H118V30L121 31V29H119ZM181 28H180V29H181ZM224 28H225V27H224ZM253 28H252V29L250 28V30H252V31H248L249 34H251L252 32H254V31H253ZM42 29H44V30H42ZM49 29H50V30H51V29L53 30V31L51 30V31H52V32H50L51 34L49 33V31H50ZM57 29H58V31H59V32L57 31L58 33L54 31V30H57ZM71 29H72V30H71ZM126 29H125V31H126ZM162 29H163V28H162ZM215 29L217 30V28H215ZM227 29H226V30H227ZM35 30H36V31H35ZM73 30H74V31H73ZM99 30H100V29H99ZM187 30H188V31H187ZM191 30H193V29H191ZM191 30H190V31H191ZM216 30H215V31H216ZM229 30H228V31H229ZM254 30H256V29L254 28ZM0 31H2V30H0ZM3 31H5V30H3ZM19 31H20V32H19ZM34 31H35V32H34ZM37 31H41V32L43 31V32H42V33H41V32L36 33ZM45 31H46V32H45ZM47 31H48V32H47ZM61 31H62V30H61ZM83 31H84V30H82V32H83ZM88 31H87V32H88ZM92 31H93V30H92ZM92 31H91V34H92ZM95 31H94L93 35L96 34ZM100 31H101V30H100ZM100 31H99L98 34H100ZM102 31H101V33H102V35H103V32H102ZM122 31H121V33H119V31H118L117 34L119 33V34H118L119 36H120L121 34L123 35V34L125 33V31H123L124 33H122ZM146 31L148 32V30H146ZM190 31H189V33H190ZM195 31H196V30H195ZM195 31H193L192 33H194ZM197 31H199V30H197ZM197 31H196V32H197ZM201 31H202V27H201L199 33H201ZM217 31H218V30H217ZM232 31H229V33H230L231 38H233L234 40H233V41L230 40L231 42H229V44H228L229 47H232L233 45H235V46L237 45V44H236V43H237V42H236L237 40L235 39V38H236V37H235V34L233 33V34H234V37H233V35H232V33H231ZM241 31H242V30H241ZM13 32H14V33H13ZM16 32H17V34L19 33L18 36L21 34V35H20V38H21L22 40H20L19 37H18V38H16V37L14 38V37H13V36H16V35H17V34H15ZM84 32H85V31H84ZM250 32H251V33H250ZM255 32H257V30H256ZM255 32H254L253 34H255ZM260 32H261V31H260ZM3 33H5V32H2V34H3ZM8 33H7V34H8ZM32 33H33V34H32ZM35 33H36V34H35ZM39 33H40V35H39ZM44 33H45V34H44ZM59 33H60V34H59ZM70 33H71V34H70ZM85 33H86V32H85ZM88 33H89V32H88ZM112 33H113V32H112ZM197 33H198V32H197ZM248 33H247V34H248ZM14 34H15V35H14ZM23 34H24V32H23ZM42 34H43V35H42ZM53 34H55V35H54L53 38H52V36H50V35H53ZM57 34H59V35L57 36ZM81 34H82V35H81ZM86 34H87V33H86ZM89 34H90V33H89ZM114 34H115V33H114ZM114 34H113V35H114ZM170 34H171V33H170ZM170 34H169V36H170ZM173 34H174V33L172 32L171 37L173 36ZM185 34H186V35H185ZM212 34H213V33H212ZM253 34H252V35H253ZM258 34H260L259 31H258ZM12 35H13V36H12ZM61 35H64V36H61ZM96 35H97V34H96ZM105 35H103V36H105ZM183 35H185V36L183 37ZM194 35H196V34H194ZM216 35L218 36V33L215 34V32H214V36H216ZM4 36H3V35L1 36V32H0V38L2 39V37H4ZM21 36H23V38H22ZM40 36H41V37H40ZM44 36H45L47 39H46ZM59 36H60V37H59ZM71 36L73 37L74 34L71 35ZM81 36H83L84 38H83V37L81 38ZM110 36H111V35H110ZM110 36H109V37H110ZM196 36H198V35H196ZM196 36H194L195 38H193L194 42H195V40H197V38H198V37H196ZM243 36H244V37L246 36V39H247V35H246V33H245V35H242L241 37L243 38ZM250 36H251V35H250ZM256 36H257V35H256ZM8 37H9V38L12 37V38H10V40H8ZM36 37H37V38H36ZM58 37H59V39H58ZM76 37H77V38H76ZM89 37H90V36H89ZM91 37H92V36H91ZM93 37H94V36H93ZM111 37H112V36H111ZM114 37H115V40L113 39ZM114 37L112 38V41H113V42L116 41V36H114ZM165 37H166V38H165ZM189 37L192 38L193 35H192V36H189ZM51 38H52V39H51ZM75 38H76V39H75ZM104 38H106V37H104ZM104 38H103V40H101L102 44H103V41L105 40ZM164 38H165V39H164ZM169 38H170V37H169ZM186 38H187V37H186ZM200 38H201V37H200ZM231 38H230V39H231ZM29 39H30V38H29ZM44 39H46V41H44ZM49 39H51V40H49ZM53 39H54V42H53ZM71 39H72V40H71ZM73 39H74V40H73ZM77 39H78V41H75V40H77ZM108 39L110 40V38H108ZM198 39H199V38H198ZM237 39H239V38H237ZM243 39L245 40V38H243ZM243 39H242V40L240 39V40H241L240 42H241L242 44H241L240 42H238V43H239V44H238L239 47H243V43L245 44V42L243 41ZM7 40H8V43L6 44L5 42H6ZM79 40L82 41V42H80ZM86 40H87V43L85 42V44H84L83 42L86 41ZM92 40H94V39H92ZM162 40H163V41H162ZM169 40H170V39H169ZM188 40H190V39L188 38ZM191 40H192V39H191ZM191 40H190V42L193 41V40H192V41H191ZM235 40H236V41H235ZM13 41H14V40H12L11 42H13ZM32 41H34V43H33ZM47 41H48V42L51 41V42H49L50 44H48ZM55 41H56V42H55ZM70 41H71V43H73V46H72V48H71V49H72V53H70L71 51L68 50V49L71 47L70 45H72L71 43H69ZM74 41H75V43L77 42V43H76L77 45H79V44L81 45L80 47H81L82 49H84V50H82L81 48H79V49H81L82 51H84V54H85V52H86V54H88V53L90 52L89 55H85V57H84V56H81V57H80L81 54H80L79 56L77 55L78 53H74V54H73V52L77 51V50H75V48H74V45H76V44L74 43ZM95 41H96V40H95ZM138 41H141V40H138V39H137V42H138ZM175 41H176V40H175ZM175 41H174V37H173V40H171V42H173V43L175 44ZM177 41H178V39H177ZM186 41H187V40H185V42H186ZM223 41H224V40L221 41V44H220V45L218 44V43H219L218 40H217V42H216V43L220 46V50H221V46L224 44V43L222 44ZM242 41H243V42H242ZM3 42H2V43L0 42V44H3ZM31 42H32V43H31ZM45 42H46V43H45ZM78 42H80V43L78 44ZM107 42H108V40H107ZM113 42H112V43H113ZM144 42H145V41H144ZM161 42H162V43H161ZM188 42H189V41H188ZM188 42H186V43H188ZM198 42H201L200 39H199ZM246 42H247V40H246ZM67 43L70 44V45H69L70 47L68 46L69 48L67 49V50L69 51V53H70V55H68V56H71L70 58H67L68 56L66 55V53L69 54L68 51L66 52V50H65L66 47H67L65 44H67ZM105 43H106V42H105ZM169 43H170V42H169ZM177 43H178V42H177ZM186 43H184L186 46H190V45L192 44V43H191V44H188V45H187ZM230 43H233V45H230ZM234 43H235V44H234ZM26 44H24V45L26 46ZM68 44H67V45H68ZM82 44H83V46H82ZM88 44H89V45H88ZM116 44H117V43H116ZM179 44H180V43H179ZM194 44H195V43H194ZM194 44H193V45H194ZM240 44H241V45H240ZM4 45H3V46H4ZM28 45H29V46H28ZM62 45H63V47L65 46V47H64L65 49H63L64 52H63V51L61 52V50H62V47H61V46H62ZM86 45H87V48H84V47H86ZM114 45H115V43H114ZM151 45H150V46H151ZM193 45H192V46H193ZM196 45H197V44H196ZM225 45H226V44H225ZM245 45H247V44H245ZM14 46H15V48H16V45H14ZM95 46H96V45H95ZM115 46H116V48H118L117 51H119V47H117L118 44L115 45ZM150 46H149V47H150ZM192 46H191V49H192ZM194 46H195V45H194ZM194 46H193V51H190L191 54H192V52H193V53L195 52V51H194L195 49H198V48H199V50H200V46H201V45H200L199 47L197 46L198 48H195V49H194ZM223 46H224V45H223ZM228 46H227V47H228ZM29 47H30V48H29ZM78 47H79V46H78ZM129 47H130V46H129ZM158 47H160V49H159ZM161 47H163V48H161ZM225 47H226V46H225ZM225 47H224V50L227 48V47H226V48H225ZM229 47H228V49H226V50L230 52ZM233 47H234V46H233ZM233 47H232V49L230 48L232 51H233V49H235L236 51H238V52L233 51V53H239V51H241L240 53H242L243 51H245V52L242 53L243 55H242V54H238V56H237L236 54H234V55H236V56L238 57V58H237V57L234 56L235 58H237L236 60L239 59V55H242V56H243V57L241 56L242 59H244L245 62H246V60H247V63H248V61H250V62L253 61L252 59L255 58L254 55H252V54H254V53L251 52V51H253V50H251L250 52H248V53H250V55L247 53V50H246V49H248L247 46H246V47L244 46L245 50H244V48H241V50H239V49H237V48H233ZM237 47H238V46H237ZM239 47H238V48H239ZM26 48H27V49H26ZM73 48H74V49H73ZM76 48H77V47H76ZM151 48H152V46H151ZM153 48H154V47H153ZM188 48H189V47H187V49H188ZM0 49H1V48H0ZM28 49H30V50L28 51ZM60 49H61V50H60ZM79 49H78V50H79ZM103 49H105L106 52L103 53V51H102V54H101V53H100V52H101L100 50H103ZM191 49H189V50H191ZM242 49H243V50H242ZM73 50H74V51H73ZM88 50H89V51H88ZM94 50H95L96 52H95ZM98 50H99V51H98ZM121 50H122V48H121ZM189 50H187L188 52H185V53H187V54L190 53ZM226 50L224 51L225 53L227 52ZM248 50H250V48H249ZM1 51H3V50H1ZM1 51H0V52H1ZM25 51H26V52H25ZM27 51H28V53H27ZM82 51H80V53H81ZM87 51H88V52H87ZM92 51H94V53H93ZM97 51H98V52H97ZM200 51H201V50H200ZM200 51H199V52H200ZM65 52H66V53H65ZM77 52H78V51H77ZM196 52H197V51H196ZM218 52H219V51H218ZM218 52H217V53H218ZM220 52H223V51H220ZM224 52H223V53H224ZM229 52H227V53L229 54ZM2 53H3V52H2ZM2 53H1V54H2ZM29 53H30V54H29ZM40 53H41V54H40ZM44 53H45V54H44ZM62 53H63V54H62ZM95 53H97V54H95ZM121 53H122V54H121ZM153 53H154V54L157 53L155 56L158 55L159 58L157 57V59H160L161 62H160V60H157V59L154 58L155 56L153 55ZM162 53H161V54H162ZM169 53H170V50H169ZM185 53H183V54H185ZM197 53H198V52H197ZM197 53L194 54V55L192 54L193 56H196V57H193V60L190 59V61H193V62H194V65H193V66H191V64H192L193 62L191 63V62L189 61L188 58H186V57H184V56L181 55V57L183 58L182 60H184V61H181L180 58L176 55V56H177L176 58H178V61L180 60L181 62H184V63H185V65H183V63H181V62L179 61L183 66L187 67L186 70L188 69L189 72H191L190 76H192L194 70L196 69V68H195V69L193 70L192 68H193V67H197V66L195 65V61H194V60H196V62H199V61H197V60H198V59H197V58H198L197 56H199V55H197ZM223 53H222L221 55H223ZM231 53H232V52H231ZM233 53H232V54H233ZM7 54H8V55H7ZM90 54H91V55H90ZM92 54H93V55H92ZM98 54H99V56H98ZM112 54H111V55H112ZM199 54H200V53H199ZM218 54H219V53H218ZM218 54H216V55L218 56V57H217V58H218L217 61L220 63V61L222 60V58H221V55H220V54L218 55ZM2 55H3V54H2ZM4 55H3V56H4ZM24 55H25V56H24ZM44 55H45V57H44ZM75 55H76L77 57H76ZM82 55H83V52H82ZM94 55L96 56L95 58H94ZM114 55H113V56H114ZM150 55H151V56L153 55L154 57H153V56L151 57ZM169 55H170V54H169ZM188 55L190 56V54H188ZM188 55H187V57H188ZM225 55H226V54H225ZM255 55H256V52H255ZM32 56H33V57H36L37 59L33 58ZM39 56H40L41 59L39 58ZM42 56H43V57H42ZM66 56H67V57H66ZM88 56H89V58H90V56H91L92 58H94L95 61H98L97 59H99L98 63H100V62H103V63H104L105 61H108V62H105L104 65H103V63H102V64L100 63L101 66L103 65V66L101 67V66L96 65L97 62H95L96 64H94V60L92 61V59H88ZM97 56H98V57H97ZM101 56L103 57V59H102ZM125 56H126V54H125ZM125 56H123V57H125ZM144 56H143V58H145ZM167 56H168V55H167ZM172 56H173V57H172ZM12 57H13V58H12ZM47 57H48V58H47ZM51 57H53V58H51ZM65 57H66V58H65ZM72 57H73V58H72ZM74 57H75V58H74ZM79 57H80V59H79ZM82 57H83V58H82ZM118 57H119V58H118ZM123 57H122V58H123ZM148 57H149V58H148ZM160 57H161V58H160ZM165 57H166L167 59H172V58H173L172 60H173L174 63L172 64V60H169L168 62L171 61V63H170V64H169V63H168V64H165V63L167 62V59H165ZM1 58L3 59V57H2V56L0 57V61H1ZM24 58H23V60H25ZM31 58H33V59H31ZM42 58H43V59H42ZM44 58H46L47 60L44 59ZM81 58H82V59H81ZM85 58H86V59H85ZM104 58H105V60H104ZM151 58H154V59H151ZM185 58L188 59L187 62L185 61V60H186ZM190 58H191V57H190ZM194 58H196V59H194ZM220 58H221V60H220ZM251 58H252V59H251ZM6 59H8V60H6ZM14 59H15V60H14ZM48 59H49V60H48ZM66 59H67V60H66ZM73 59H74V60H73ZM83 59H84V60H83ZM100 59H102V60H100ZM107 59H108V60H107ZM150 59H151V60H154V61H153L154 63H153ZM162 59L166 60L165 63L162 61ZM224 59L226 60V58H224ZM224 59H223V60H224ZM250 59H251V60H250ZM259 59H260V58H259V55H258V57L256 56V59H255V60L258 61ZM29 60H30V61H29ZM31 60H32L33 62H32ZM40 60H42V61L45 60V61L43 62V64H44V65H47V67L45 66V68L47 69V71L44 70L45 68L41 67L43 64H42V61L40 62ZM68 60H70V61H68ZM79 60H81V62H82V61L84 62V61L86 60L85 63H88V64H86V67L84 66L85 68L83 67L84 63H81V62L79 63ZM117 60H118V61H117ZM122 60H123V61H122ZM132 60H131V61H132ZM219 60H220V61H219ZM223 60H222V61H223ZM234 60H235V59H234ZM234 60H233V61H234ZM239 60L241 61V59H239ZM2 61H3V60H2ZM17 61H16V63H17ZM20 61H21V62H20ZM74 61H75V63H74ZM90 61H92V62H90ZM114 61H115V62H114ZM116 61H117V63H118L119 66L117 65ZM145 61H147V62L145 63ZM176 61H177V59H176ZM188 61H189L191 64L189 63V64L187 65L186 63H188ZM233 61H230V62L224 61L225 63H223V64H225V66L227 65V68L225 67L226 70H227L228 67H229L228 65H230V67H229L230 69L232 68V65H231V64H232ZM244 61H243V62H244ZM4 62H3V63L1 62L0 64H1V65L3 64V65L5 66V68H7V67H8V68L13 67V66H11V67H10V66H7V67H6V65L4 64ZM39 62L41 63V65L39 64ZM45 62H46V63H45ZM69 62H70V63L73 62L72 64H74L73 66H75V67L77 66V63H78V65H79V64H80V65L82 64L81 67H83V69H84V71H82V73H85V70L87 71V70L90 69V68H94V66H98L97 68H99V67H100V68H103V69L101 70V69H97V68L95 67V69H93V70H96V69H97L96 71L92 72L93 70L91 71V69H90V72H89V70H88L89 73H87V72L85 73V74L89 75V77H91V75H92L93 78H92V77H91V78H88L87 75H83L84 77H82V80H84V82H85V81L87 82V78L89 79V82H90L92 79L96 78V80H92L93 82H94V81H95V82H94L92 85L90 84L91 87L94 85V88L92 87V88H93L92 91L90 90L91 88H89V87H90V86H89V83H88V87H87V85H86L87 83H84V82H83V83H80V82H79V81L81 80V78H79L78 76L82 75L81 73L78 75V73L81 72V70H80V68H81L80 65L78 66V68L80 67V68H79L80 71L78 70L79 72H78V73H75V72H76L75 69H76L77 67H76V68L72 67V65H71ZM127 62H128V64H127ZM136 62H141V63H138V64H139V65H138ZM157 62H158V64H159V62H160L161 64L163 63V65H164V64H165V65L162 66V65L160 64V66H159V65H157ZM179 62H178V63H179ZM218 62H217V63H218ZM235 62H236V61H234L233 64L237 65V66H236L237 68H238L239 66H241L242 63H243V62H238V64L241 63L240 65H238V64L235 63ZM245 62H244V63H245ZM250 62H249V64H247V65L245 64V65L247 66L246 68H247V69L249 68L248 71L251 70V66L253 65V62H251V63H250ZM20 63H21V64H20ZM24 63H25V64H24ZM90 63H93V64H92V67H91V64H90ZM114 63H115V64H114ZM142 63H143V64L145 63L144 65L147 66V67H148V66H151V67H148V69H147L145 66H142V65H143ZM147 63H148V64H147ZM221 63H222V62H221ZM227 63H228V64H227ZM229 63H231V64H229ZM89 64H90V65H89ZM105 64H106V67H105ZM136 64H137V65H136ZM155 64H156L157 67L155 66ZM175 64H176V66H178V65L181 66L180 64H178V65H177V63H175ZM196 64H197V63H196ZM198 64H199V63H198ZM198 64H197V65H198ZM39 65H40V66H39ZM44 65H43V66H44ZM69 65H70V66H69ZM87 65H89L90 68H89ZM113 65H117V66H118V67H117V70L115 69L116 66L113 67ZM186 65H187V66H186ZM209 65H211V64H209ZM212 65H213V64H212ZM235 65H233V69H236V70H233V69H231V70H233V71L236 72V71H237V68L235 67ZM248 65H250V66L248 67ZM4 66H3V67H4ZM23 66H22V67H23ZM109 66H110V67H109ZM161 66H162V67H161ZM176 66H175V67H176ZM199 66H200V65H199ZM199 66H198V67H199ZM204 66H205V65H204ZM206 66H208V64H207ZM206 66H205V67H206ZM243 66H244V64H243L240 68H242ZM48 67H49V68H48ZM51 67H52L54 70H56L57 78H59V81L57 80V82H54L56 79L53 80L54 77H52V76H53L54 74H52V73H51L52 75H49V74H48V73H50V72H53V73L55 72L54 70L52 71V68H51ZM68 67H69V72H70V71H73V73H75V74H72V72L69 73V74H68V73H65V72H63V74L61 73L62 70H63V71L65 70V71L67 72L68 70H66V69H68ZM70 67H72L71 70H70ZM111 67H113V68H111ZM140 67H141V68H140ZM142 67H143V69H142ZM144 67L146 68V70H144V69H145ZM159 67H160V68H159ZM168 67H170V68H168ZM175 67H174V68H175ZM191 67H192V68H191ZM198 67H197V69L200 68V67H199V68H198ZM202 67H203V65H202ZM208 67H210V66H208ZM234 67H235V68H234ZM244 67H245V66H244ZM32 68H33V69H32ZM38 68H39L40 70H39ZM78 68H77V69H78ZM86 68H87V69H86ZM105 68H107V69L105 70ZM139 68H140L141 70H140ZM157 68H158V70H157ZM161 68H162V69H161ZM189 68H191V69H189ZM49 69H51V71H50ZM73 69L75 70V72H74ZM83 69H82V70H83ZM109 69H110V70H109ZM131 69H132V68H131ZM149 69H150V70H149ZM168 69H170V70H168ZM238 69H239V68H238ZM6 70H5V72H6ZM43 70H44V72H43ZM98 70H100V72H99V77H100V79H101V77H104V73L107 72V74H108V71H109V74H108V75L105 74V75H106V78H105V77H104V78L106 79V83H107L108 80H109V84H110V81H111V84H112V82L115 83V84H112V85L115 86V88H116L117 91H116L115 89H113V88H110V89H113V90H111V91H113V92H112V93H109L110 91H109L108 87H107V89H105V88H106V87H105L106 84H105V82H104V81H105L104 78L101 79L102 81H101L99 78L97 79V77H98V74H97L98 72H97V71H98ZM156 70H157L158 72H159V71L161 72V70H162V72H164V71L166 70V71H165L166 73H160V72L158 73V72H156ZM163 70H164V71H163ZM167 70H168V71H167ZM190 70H193V72L190 71ZM9 71H10V72H9ZM41 71H42V73H41ZM59 71H60V72H59ZM101 71H104V72H101ZM110 71H111L112 73H111ZM154 71L156 72L155 74H153ZM224 71H225V70H224ZM228 71H229V69L225 72L227 75H229V73H233L232 71H229V72H228ZM238 71H239V70H238ZM34 72L36 73V75H35ZM96 72H97V73H96ZM116 72H115V74H114V76H113L114 79H115V77L117 76V75H116V74H117ZM171 72H173V71H171ZM184 72H185V71H184ZM198 72H199V71H198ZM235 72H234V74H236V76H238V75L240 74V72H238L239 74H238V73H235ZM43 73L46 74V76H47V74H48V77L45 76V77H46V78H45V77L43 76V75H44ZM59 73H61V74H59ZM64 73H65L66 75H65ZM94 73H96L97 75H96V74L94 75ZM100 73H101L102 76H100ZM120 73H121V74H120ZM144 73L147 74V75H145ZM173 73H174V72H173ZM173 73H170V74H171V77H173V78L175 79V77L178 76V74L180 73V71H179L178 73L176 72L177 74L172 76ZM185 73H186L187 77H186ZM185 73L182 72L181 74H179L178 77H181V78H182V76L185 75V76L183 77V79H184L185 77L188 78V75H189V74H187L188 72L186 71ZM194 73L197 74V71L194 72ZM10 74H11V76H9ZM26 74H27V73H26ZM157 74L160 75V76L157 77ZM182 74H183V75H182ZM223 74H224V73H223ZM234 74H230V75H231L230 77L235 76ZM237 74H238V75H237ZM1 75H0V76H1ZM20 75H21V74H20ZM27 75H28V76H27ZM27 75H26V76H27V78H28V77L30 76V73L27 74ZM67 75H68V76H69V75H71V76H72V75H73V76L76 75V76L74 77L75 79L73 78L74 80L72 79L73 76L70 77V78H71V80H70V78H69ZM77 75H78V76H77ZM115 75H116V76H115ZM180 75H182V76H180ZM227 75L224 74V77H223V75H222V77H223V78H225V77H226V78H229ZM250 75H251V74H250ZM260 75H264V74L261 73ZM260 75H257V76L255 75V76L258 78V80L261 79V81H262V80L264 81V77L262 76V77H263V79H262V77H261ZM6 76H7V78H5ZM15 76H14V77H15ZM59 76H61V77H62V76H65V78H66V76H67L69 79L66 78V80H65L64 77L61 78V77H59ZM85 76H87V78H85ZM95 76H96V77H95ZM108 76H109V77H108ZM174 76H175V77H174ZM239 76L243 77V75H239ZM246 76H247V75H244V77H246ZM252 76H253V75H252ZM12 77H13V76H12ZM17 77H18V79H17ZM76 77L79 78V79H78L79 81L76 80V79H77ZM80 77H81V76H80ZM126 77H127V76H126ZM162 77H163V76H162ZM247 77H248V79L250 78V80L254 78V81H255V78H256V77H254V76H253V78H252L251 76L249 77V75H248ZM260 77H261V78H260ZM43 78H44V79H43ZM48 78H50V79H48ZM51 78H53V79H51ZM55 78H56V76H55ZM83 78H85L86 80L83 79ZM108 78H109V79H108ZM117 78H118V77H117ZM117 78H116V79H117ZM128 78H129V77H127V79H128ZM160 78H161V77H160ZM173 78H172V79H173ZM181 78H180V79H181ZM90 79H91V80H90ZM114 79H113V80H114ZM130 79H131V78H130ZM130 79H128V80L130 81ZM162 79H163V78H162ZM174 79H173V80H174ZM180 79H179V81L181 82L183 79H181V80H180ZM13 80H14V81H13ZM25 80H28V79L25 78ZM52 80H53V81H52ZM75 80H76V81H75ZM103 80H104V81H103ZM125 80H126V78H125ZM132 80H131V81H132ZM137 80H141V81H137ZM159 80H160V79H159ZM159 80L157 81V83H155V85H157L158 82H160ZM163 80H164V79H163ZM163 80H162V81H163ZM186 80H187V79H186ZM245 80H247V78H246ZM250 80L245 81V82H248V83H249ZM258 80L256 79V81H258ZM10 81H9V82H10ZM44 81H45V82H44ZM70 81H71V82H70ZM77 81H78L79 83H78ZM129 81H128V82H129ZM131 81H130V82H131ZM148 81L150 82V81H152V79H150V80H148ZM179 81H178V78H177V81H175V85H174V83H173L174 87L179 86V87H183V88H187V89L189 88V85H188L187 83H185L184 85H181V84L179 83V84L181 85V86H180V85L177 83V82H179ZM184 81H185V80H184ZM184 81H183V82H184ZM187 81H188V80H187ZM256 81H255V82H256ZM261 81H260V82H261ZM9 82H8V85H9ZM11 82H10V84H11ZM22 82H23V83H22ZM35 82H36V83H35ZM81 82H82V81H81ZM96 82H97V85H96V87H95V83H96ZM101 82H104V85H103ZM149 82L146 83V84H148V86H149L150 83H151V82H150V83H149ZM152 82H153V81H152ZM154 82L151 83L150 86L154 85ZM185 82H186V81H185ZM252 82H253V80H252ZM258 82H259V81H258ZM260 82H259V83H260ZM1 83H0V86L4 87L3 85H1ZM91 83H92V82H91ZM248 83H245V84H248ZM22 84H27L28 87H27L26 85H24V87H23ZM83 84H85L84 86H86V87L89 88V89H87L86 87H84ZM98 84H100L101 86H104L105 88H104V87H101V86L98 85ZM109 84L107 83V85H109ZM111 84L109 85V87L111 86ZM122 84H123V86H121ZM127 84H128V85H127ZM133 84H134V86H135V85H136V86L139 85V87H141V88L143 87V88H144V89H141V88L137 87V88L139 89V90H138L139 94H141V96H143L142 98H140L141 96H140V97H136V96H139V94H138V93L135 94L136 91H137V89H136V91L133 90V89L136 87V86L134 87ZM140 84H141V83H140ZM171 84H172V83H171ZM12 85H13V83H12ZM30 85H31L32 87H31ZM81 85H82V86H81ZM107 85H106V86H107ZM158 85H160V84H158ZM10 86H11V85H10ZM118 86H119V85H118ZM118 86H117V87H118ZM130 86L133 87V88H131ZM99 87H100V89H99ZM112 87H113V86H112ZM146 87H147V86H146ZM5 88H6V87H5ZM18 88H19V86H18ZM20 88H19V89H20ZM35 88L37 89L36 91L34 90ZM38 88H40V89H38ZM244 88H246V87H244ZM244 88H243V89L241 88L242 91H239V94H240V95H243V97L240 96V95L238 94V96L240 97L239 100L241 101L240 104H241V103L245 104L244 102H246V94H247V97H249V95H248V90H247V89L244 90ZM15 89H14V90H15ZM86 89H87V90H86ZM161 89H162L161 92H163V90H165V89H163V88H161ZM161 89H160V90H161ZM6 90H7V89H6ZM28 90H29V91H28ZM32 90H33L34 94H33ZM96 90H95V91H96ZM101 90H100V91H101ZM107 90H108V94H107ZM88 91H89V92H88ZM100 91H98V92H99L98 95H100ZM114 91H115V92H114ZM244 91H245V93H246V92H247V93L245 94ZM8 92H9V91H7V93H8ZM21 92L23 93V95L20 97L19 94H21ZM26 92H29V93H26ZM30 92H32V93H30ZM90 92H92V93H90ZM133 92H135V93H133ZM161 92H159V94H160L161 96H164V95H166L165 92H167V90H165V92L163 93L164 95H163ZM241 92H243V93L245 94V98H244V94H242ZM105 93H106V94H105ZM115 93H116L117 95H116ZM129 93H131V94L133 93L134 95H133V94H132V95L135 96V99H134V97H133L131 94H129ZM144 93H145V92H144ZM170 93H171V92H170ZM26 94H27V95H26ZM29 94H30V95H29ZM31 94H33V95H31ZM90 94H92V96H93L94 98H93L92 96L90 97ZM94 94L96 95L97 93L94 92ZM113 94H115V95H114V100H115L116 97H117V99H116L115 101L112 100V99H113V96H112ZM124 94H125V95H124ZM167 94H168V93H167ZM0 95H1V94H0ZM28 95H29V96H28ZM118 95H119V96H122V97H123V96H124V97L126 96V98H124V97H123V98H122V97H119ZM169 95H170V94H169ZM169 95H167V96H169ZM229 95H230V94H229ZM231 95H232V94H231ZM1 96H2V95H1ZM16 96H17V97H16ZM30 96H31V98H30ZM100 96H101V95H100ZM108 96H107V97H108ZM234 96H236V95H234ZM10 97H11V98H10ZM15 97L17 98L16 100H14ZM18 97H20V98H18ZM26 97H27V99L29 98V99H28V100H29V101H28L29 103L25 100ZM104 97H105V96H104ZM118 97H119V99H118ZM127 97H128V98H127ZM130 97H133V98H131V101L129 102ZM229 97H232V98H233V95H232V96H228L227 98L222 97L223 100L218 99L219 101L221 100V103L218 102V104H219V103H220V104H223L224 101H225V102H229V100H230V101H233V100H234V99L231 100V98L229 99ZM0 98H1V97H0ZM82 98H83V99H82ZM105 98H106V97H105ZM121 98H122V99H121ZM5 99H6L7 101L10 102L9 105H11L12 103H14L13 101H15V102H16V101H21V102H20V103L18 102L19 104L16 102V104H18V105H16L15 103L13 104V106L15 107V108H13V109H15L14 112H13V109L11 108V107H13V106L10 107V106L8 105L9 108H8V107H7V108L9 109L10 112L7 113L8 109L6 108V105H7V104H5L6 102H4ZM8 99H11V100H8ZM18 99H19V100H18ZM80 99H82V100H80ZM102 99H101V100L98 99V96H97V98L95 99L96 101H95V100H94L95 102L93 101L94 103H92V102H90L89 100H87V102L89 101V102L87 103V105H86V103H84V104L86 105V109H87V111H90V110H91V112H92V110H94V109H92V108H95V107L97 108V110H98V108L100 107L101 110H99V111H107V110H102V107H101V106L99 105V103L97 102V100H98L100 103H104V102H102ZM106 99H107V98H106ZM124 99H126V100H125L126 102L124 101ZM243 99H245V100H243ZM23 100H25L27 103H26L25 101H23ZM118 100H119V101H118ZM122 100H123L125 103H123ZM145 100H146V99H145ZM152 100H159V99H158V98H154V99L152 98ZM81 101H82V102H81ZM113 101H114V103H113V105L111 106V104H112ZM116 101H117L118 103H117ZM168 101H169V100H167L166 102L168 103ZM247 101H248V99H247ZM41 102L43 103V105H45V104H47V105L42 106V103H41ZM78 102H79V103H78ZM80 102H81V103H80ZM85 102H86V101H85ZM96 102H97V103H96ZM115 102H116V103H115ZM169 102H170V101H169ZM7 103H8V102H7ZM25 103H26V104H25ZM44 103H45V104H44ZM91 103H92L95 107L92 106ZM119 103H120V104H119ZM121 103H122V104H121ZM126 103H127V104H126ZM136 103L138 104V102H136ZM136 103L131 102V106H132V104H133V106H134ZM175 103H176V104H174V105L177 106V103H178V102H175ZM248 103H249V101H248ZM248 103H247V104H248ZM20 104H21V106L23 107V110H21L22 107L19 106ZM22 104H23V105H22ZM51 104H52L53 106H52ZM137 104L135 105L136 107H137ZM180 104H181V103H180ZM180 104H179L178 108H177L176 106H174V107H176V109L174 108L176 111L173 109V110L175 111L174 114H176V116H179V115L177 114V113H178V110H179V111H183V110H180V109H181V108H180V107H181ZM220 104H219L218 106H220ZM243 104H241V105H239V106L237 105L236 107H235L234 105H232V106L229 105V107H233L232 109H234L235 112H237L236 114L233 115L235 118L233 117V118H231V120H233V121L238 120L237 117L239 118V116H241V114L243 115V117H244V114H245V117H247V118H248V117H249V118H254V117H255V113H256V112L254 113V112H252L251 110H247V109H250V106H248L249 104H248V105H245V106H244ZM262 104L264 105V97L262 98ZM262 104H261V105H262ZM85 105H84V106H85ZM144 105H145V101H144V104H143V106H142L143 109L145 108ZM181 105H182V104H181ZM242 105H243L244 107H241ZM4 106H5V107H4ZM27 106H28V107H27ZM51 106H52V107H51ZM74 106H75V107H74ZM84 106H82V108H83V110H86V109H84ZM91 106H92V108L90 109ZM114 106H113V107H114ZM125 106H124V107H125ZM131 106H130V107H131ZM138 106H139V105H138ZM140 106H141V105H140ZM140 106L137 107V108L139 109V111L141 110V109H140ZM113 107L108 111L109 113H108V112L106 113V114H108L107 117L111 118V117H114V116H115V117L117 118V117H118L117 114H119V113H117V112H120V114H121V113L124 114V115H121L122 117H123V116H124V117L127 116V118H125V119L123 118V121L120 120L119 122H121V121H122V122H124V121L126 122L127 119H128V120L131 119V121H132V117H133L132 115H133V112H131V111H132V109H133L134 112H135V110L137 109V108H135V109L132 108L131 111H130V108L127 109V107H126V109L124 110V111L127 112V113H126V112H124L123 110H120V111L117 110V111H115V109H120V108H115V107H114V109H113ZM183 107H184V106H182V108H183ZM246 107H247V108H246ZM262 107H264V106H262ZM24 108H27V109L24 110ZM167 108H168V110L170 111L173 107L170 109L169 106H167ZM179 108H180V109H179ZM236 108H237V109H236ZM238 108H239V109H238ZM245 108H246L247 112H246V110H244ZM10 109H11V110H10ZM29 109H30V110H29ZM80 109H81V107H80ZM80 109H79V110L77 109V110L82 112L83 110H80ZM138 109H137V110H138ZM143 109H142V110H143ZM160 109H161V108H160ZM160 109H159V108H156L155 113L158 111V116L161 114L159 117H162V114H164V111H165V110L162 111V110H160ZM242 109H243L246 113H244V111H242ZM2 110H7V111H4V112H3ZM111 110H112V111H111ZM127 110L130 111V112H128ZM142 110H141V114H144V115H146V114L148 113V111H149V113L152 111V109H151V111H150L149 109L145 108V109H144V112L142 113ZM173 110H171V113H172ZM184 110H185V108H184ZM22 111H24V112L21 113ZM52 111H53V112H52ZM67 111H69V112H67ZM73 111H75V110H73ZM78 111H77V112H78ZM99 111H98V113H99ZM110 111H111L112 113H110ZM114 111H115V114L117 113V114H116L117 116H116L115 114H113ZM121 111H123L124 113L121 112ZM146 111H147V113H145ZM12 112H13V113H12ZM27 112H25V114H24L23 116L26 115V117H28L29 115L26 114ZM65 112H67V113H65ZM83 112H84V113H87V112H85V111H83ZM91 112H90V113H91ZM93 112H94V111H93ZM153 112H154V110H153ZM153 112H152V113H153ZM240 112H241V113H240ZM9 113H12V114H9ZM30 113H31V114H30ZM33 113H34V114H33ZM53 113H54L55 115H54ZM84 113H83V114H84ZM96 113H97V112H96ZM102 113H103V116H102L101 118L104 119V118H105L104 116H106V115H104V114H105L104 112H100L101 115H102ZM149 113H148V116H149ZM155 113L153 114V116L155 115V118H154V117L151 115V113H150V116H152L153 119H156V118H157V116H156L157 113H156V114H155ZM179 113H182V112H179ZM13 114H14L15 119H13V118H14V117H13ZM15 114H16V115H15ZM73 114H74V116L76 117L75 113H73ZM76 114H77V113H76ZM83 114H82V115H83ZM94 114H95V113H92V116H95V115H96V114H95V115H94ZM100 114H99V115H100ZM110 114H112L113 116L111 115V117H110ZM126 114H128V115H129V114H132V115H131V116H130V115L128 116V115H126ZM138 114H140V113H138ZM138 114H137V117H136V113L134 114V117H136V118L133 119V121H134V120L137 121L138 119H140L139 122H133V121H132V122L135 123V125H136V123H139L138 126H139V125L142 126V125H143V122H145L146 120H149V117L146 115V118H148V119L145 118L146 120L143 121V118H144L143 115H142L143 118H142V120H141V117H140L141 114H140V115H138ZM237 114H238V115H237ZM256 114L258 115V113H256ZM5 115H6V116L8 115V116L6 117ZM9 115H10V116H9ZM11 115H12V116H11ZM20 115H19V117L17 116V118H19V120L22 119V118L20 119V117L22 116V115H21V116H20ZM27 115H28V116H27ZM77 115H78V114H77ZM87 115H88V114H87ZM89 115H90V114H89ZM89 115H88V116H89ZM125 115H126V116H125ZM235 115H236V116H235ZM257 115H256V116H257ZM23 116H22V117H23ZM57 116H59L58 119H56ZM71 116H72V114H71ZM74 116H72V117H74ZM85 116H86V115H85ZM85 116H83L84 119H85ZM97 116H98V115H97ZM97 116H96V117H97ZM29 117H30V116H29ZM32 117H31V118H32ZM75 117H74V118H75ZM81 117H82V116H81ZM99 117H100V116H99ZM107 117H106V118H107ZM115 117H114V118H115ZM119 117H120V116H119ZM122 117H120V119H122ZM130 117H131V118H130ZM159 117H158V119H159ZM63 118H65V119H63ZM94 118H95V117H94ZM106 118H105V119H106ZM114 118H113V119H114ZM240 118H241V117H240ZM240 118H239V119H240ZM107 119H108V118H107ZM136 119H137V120H136ZM150 119H151V117H150ZM194 119H195V118H194ZM262 119H263V118H262ZM67 120H66V121H67ZM78 120H79V119H78ZM80 120H81V119H80ZM94 120H95V119H94ZM94 120H92V121L95 122L96 120H95V121H94ZM97 120H98V119H97ZM99 120H100V119H99ZM99 120H98L97 122H99V123L102 122V123L104 124V121H105V120H104V121H102V119H101L100 121H99ZM108 120H109V119H108ZM116 120H119V119L117 118ZM116 120H112V119H111V120H109V121H107V122H109V124H112V123H110V121H112V122H113V121L118 122V121H116ZM263 120H264V119H263ZM6 121H5V122L1 121V123L3 122L6 126H7V125L9 126V124H8ZM81 121L83 122V120H81ZM140 121H143V122H141V124H140ZM196 121H197V120H194V121H193V124H194V125L192 124L191 126H195ZM210 121H211V120H210ZM24 122H25V121H23V122L21 121L20 123L18 122V124H20V125H21V123H23V125H21V126L18 125V124H16V123H13V124H14L13 126H15V127L19 126V129H20V127H21L22 130L24 129L23 127H25V130H27L28 127L26 128V126H24V124L26 125L27 123H24ZM88 122H89V120H88ZM93 122H92V125H93ZM105 122H106V121H105ZM115 122H113V124H115ZM119 122H118V123H119ZM129 122H130V121H129ZM147 122H148V121H147ZM147 122H146V123H147ZM261 122H263V123H260V124H261V125H264V121H261ZM10 123H11V122H10ZM52 123L50 122V125H49V126H51L50 129H51V128H54V127H52V126L55 125V124H52ZM66 123H67V124H66ZM83 123H84V122H83ZM95 123H96V122H95ZM169 123H170V121L166 122V123H165V126H164V124H162V121H161V122H160V125H161V126L163 125V127H167V126H168V127L166 128V130H164L165 128H163V127H162L161 129H163V131H166V134H167V132H168V135L170 136L169 131H170L172 125L169 124ZM190 123H191V122H190ZM197 123H198L199 126L201 125V124L199 123V121H198ZM197 123H196V124H197ZM15 124H16V125H15ZM51 124H52V125H51ZM90 124H91V123H90ZM105 124H106V123H105ZM107 124H108V123H107ZM107 124H106V125H107ZM168 124L171 125L170 129H169V125H168ZM72 125H73V124H72ZM135 125H134V127L136 128L137 126H135ZM160 125H159V127H161ZM198 125H196V127H198ZM261 125H260V126H261ZM1 126H3V124L0 125V129H2V130L4 131L5 128L3 129V128H1ZM6 126H4V127H6ZM8 126H7V127H8ZM13 126H11V127L9 126V127H8L9 129L6 128V130H9V131H10V130H13L14 128L11 129ZM58 126H59V125H58ZM89 126H90V125H89ZM260 126H259V127H260ZM56 127H57V125L55 126V128H56ZM77 128L79 129V127H76V129H77ZM116 128H117V126H116ZM116 128H115V129H116ZM17 129H18V128H17ZM19 129H18V130H19ZM167 129H168V131H167ZM261 129H263L262 131H264V128H263V127H261ZM261 129H260V130H261ZM2 130L0 131V134H1V133L3 134ZM155 130H156V129H155ZM260 130L258 129V131H260ZM9 131H8V132H9ZM152 131H153V130H152ZM12 132H14V131H12ZM12 132L10 131L9 133H12ZM15 132H18V131H15ZM15 132H14V133H15ZM206 132H207V131L205 130L204 133H206ZM260 132H261V131H260ZM4 133H5V132H4ZM163 133H164V132H163ZM5 134H7V133H5ZM5 134H4V135H5ZM15 134H17V133H15ZM112 134H113V133H112ZM112 134H110V136H111ZM164 134H165V133H164ZM166 134H165V135H166ZM13 135H14V134H13ZM126 135H127V134H126ZM168 135H167V136H168ZM241 135H242V134H241ZM1 136H2V135H1ZM1 136H0V138H1ZM167 136H166V137H167ZM169 136H168V137H169ZM258 136H259V135H258ZM258 136L256 137V139L259 138ZM207 137H208V136L204 137V139H201V143H202V144H200V146H201L200 148H201L202 151L204 150L203 152H205V151H206L205 149H207V152H205V153L208 155L209 153H210V154H211V153H214L213 151L218 150L219 148H222V150L219 149V151H220V150L223 151V149H224V151L226 152V154H225V152L223 151L224 154H225V155L229 154L228 151H227V150H228V149H227V145H228V144H227L226 142H224L223 140H221V141H222V142H221V141H219V140L216 139V138H214V139H215V141H214L213 136H212V139H211V136H209V138H210L211 140H213V141H211V142H213V143L215 142V144H216V145H213V146H215V147H213V146H210V145H212L213 143L211 144V143L209 142V141H210L209 139H208L209 141L207 142V139H206ZM242 137H243V138L241 139L242 141H241V142L239 141L240 144H241L242 142H244V143H245V146L248 144L247 146H249V147L252 146L254 149H258V148L261 147V148L264 150L263 145L261 144L262 146H260V145H259V144H260L259 142H258V143H259V144H258L259 147H258V145H256L255 143L252 142L253 140H252L251 138H250V140H252V141H250L249 139H247V138H246L245 136H243V135H242ZM86 138H87V137H86ZM171 138H173V139H171V140H172V143H171V144H173V143H174V140H175V135H174V136H171ZM245 138H246V139H245ZM110 139H114V140H115V137L111 136ZM110 139H108V140L110 141ZM137 139H139V138H136V140H137ZM140 139H141V138H140ZM140 139H139V140H140ZM205 139H206V140H205ZM254 139H255V138H254ZM85 140H86V139H85ZM141 140H142V139H141ZM246 140L249 141V142H247ZM257 140H258V139H257ZM81 141H82V140H81ZM89 141H90V140H89ZM216 141H217V142H216ZM258 141H261V143H262V140H258ZM79 142H80V141H79ZM110 142H111V141H110ZM135 142H137V141H134V144H136V145H134V144H132V145L137 146V143H135ZM176 142H177V141H176ZM239 142H238V144H239ZM246 142H247V143H246ZM13 143H14V142H13ZM73 143H77V144H78V141H74ZM87 143H88V142H87ZM87 143H85V144H87ZM112 143H114V141H113ZM218 143L220 144L219 146L217 145ZM256 143H257V141H256ZM79 144H80V143H79ZM138 144H139V145L141 144L140 146H142V145L144 144V142L142 143V142L138 141ZM175 144H176V143H174V145H175ZM225 144H227V145H225ZM240 144H239V145H240ZM242 144H243V143H242ZM242 144H241V145H242ZM12 145H13V144H12ZM81 145H82V144H81ZM111 145H112V144H111ZM243 145H244V144H243ZM243 145H242V146H243ZM15 146H16V145H13L12 148H16V147H17V146L15 147ZM79 146H80V145H79ZM89 146H91V145L89 144ZM89 146H88V147H89ZM216 146H218V147H216ZM245 146H244V147H245ZM255 146L258 147V148H256ZM84 147H87V145H85V146L83 145L82 148H84ZM91 147H92V146H91ZM137 147H138V146H137ZM210 147H212V148H210ZM239 147H241V146H239ZM244 147H243V149H244ZM249 147H248V148L246 147V148H247V149H250ZM252 147H251V148H252ZM19 148L21 149V147H18V148H17V151L19 150ZM82 148H81V149H82ZM202 148H203V149H202ZM213 148H214V149H213ZM217 148H218V149H217ZM48 149H49V148H48ZM48 149H46V150H48ZM84 149H86V148H84ZM87 149H88V148H87ZM87 149H86V150H87ZM89 149H91V148H89ZM241 149H242V147H241ZM247 149H246V150H247ZM262 149H261V150H262ZM10 150H12V149H10ZM76 150H77V149H76ZM76 150H75V155L77 154L78 156H79L82 152L86 151V150H83V151H81L80 154H79V153H76ZM244 150H245V149H244ZM19 151H20V150H19ZM60 151H61V150H60ZM219 151H218V152H219ZM248 151H249V150H248ZM78 152H79V150H78ZM58 153H59V152H58ZM58 153H56V154H58ZM62 153L64 154L65 152H64V151H61V152L59 153V154H61V156H60V155H57V156H60V158H61L62 155H63ZM67 154H68V153H67ZM82 154H83V153H82ZM210 154H209V155H210ZM246 154H247V153H246ZM65 155H66V154H65ZM75 155L73 154V155H71V156H72V157H75ZM77 155H76L75 158H72V157H70L69 154H68V156H69L71 159H74L73 161H77V158H78V161H80L79 158L81 157V155H80L79 157H77ZM84 155H85V154H84ZM185 155H186V154H185ZM212 155H213V154H211V156H212ZM55 156H56V155H55ZM66 156H67V155H66ZM68 156H67V157L64 156V158L62 157L61 160H62V159H65V161H66V158L70 159ZM246 156H247V157L249 156L248 158H251V159H252V160H251L252 162H251V161H248V158H247ZM252 156H254V157H258L257 154H256V156H255V154L251 153V157H250V155H248V154H247V155L242 154V155H240L238 158H237V157H233V159H232L231 156H230V157H227L228 159H227V158H225V159L219 158V160L217 161L218 163H214V164H213V166H212V169H213V170L210 169V171H209L210 173H209V172H208V173H207V172L204 173V174H208V175H206L207 177L203 174V177L206 178L205 180L208 179V182L204 181V179L202 178V179H201V181H202L201 184H202V187H203V188H202L203 191L200 190V189H199V191H200V194L202 195V205H203L204 207L209 206L210 208H213V210L215 209L216 212L219 211L220 213H221V211L224 210V211H223L224 218H222L223 214L221 213V214H222L221 218H222L223 220H224V219H225V220H227V219L229 220V218H230V219H233L234 217H236V218H239V217L244 218V217H245L246 219L249 218V217H255L256 219H258L257 221H259V224L261 223V225H263V226H260V227H264V211H263V210H264V208H263V206H264V201H263V200H264V180H263V179H264V173H261V171L264 170V169H263V168H264V166H263V165H264V163H263V162H264V159H260V158L258 157L260 163H261V160H262V163H263V164H261V165L263 166V167L261 166L262 170H259V169H260L259 161H257V163H258V164H257V163L254 161L256 158H254V160H253ZM53 157H54V155H53L52 158H51V162L53 161V164H54V165L58 164L55 160H57V159L59 160L60 158H57V157H56V159L54 160ZM82 157H83V156H82ZM82 157H81V158H82ZM54 158H55V157H54ZM85 158H87V157L82 158L83 160H81V162H79V163H81V166H80L79 163H77L78 167H80L81 170H83V167L86 165V164H85V161H84ZM244 158H246L247 160L244 159ZM68 159H67V160H68ZM71 159H70V162H71V164H72ZM234 159H235V160H234ZM257 160H258V159H257ZM54 161H55V162H54ZM65 161L63 160L64 163H65ZM86 161H88V160H86ZM92 161H93V160H92ZM222 161H223V162H222ZM229 161H231V163H229ZM246 161H248V162L246 163ZM58 162H59V161H58ZM67 162H69V161H66V164H64L65 166L67 165ZM70 162L68 163V166H70V165H69ZM83 162H84V164H83ZM237 162H238V163H237ZM250 162H251V163H250ZM39 163H40V162H39ZM39 163H37V164L39 165ZM41 163H42V162H41ZM41 163H40V165L38 166L39 168H40V166H41ZM73 163H74V162H73ZM233 163H234V166H238V165H239V166H240V167H239V170H241V171H239V170H234V171H233V170H232V172H231V170H230L229 168H232L231 166L233 165ZM252 163H254V164H252ZM255 163H256V167H255V168L253 167L252 170H251V167H252L253 165H255ZM0 164H2V163H0ZM215 164H216V165H215ZM231 164H232V165H231ZM237 164H238V165H237ZM241 164L244 165V166H242ZM246 164H248V165H246ZM250 164H252V165H250ZM214 165H215V166H214ZM218 165H219V167H218ZM258 165H259V166H258ZM2 166H3V164H2ZM2 166H1V167H2ZM4 166H5V165H4ZM68 166H67V168H68ZM82 166H83V167H82ZM86 166H87L88 168H85V167H84L85 172H83V173H87L88 175H89V174L96 175V172H95V174H94V171H96V170H92V169H91V172H92V173H91V172H90V168H91V166H90V168H89L88 163H87ZM223 166H224V167H223ZM226 166H227V168H228V171H227V169H226ZM250 166H251V167H250ZM257 166H258V167H257ZM206 167H207V166H206ZM206 167L204 166L203 168H206ZM210 167H211V166H210ZM210 167H209V168H210ZM213 167H215L216 169H217V168H219V169L216 170V169L213 168ZM241 167H242V168H241ZM36 168H37V166H36ZM58 168H59V170L57 171V172L59 173L58 175H62L63 173H67V171H68V170H67V171L65 172V170H66V169H65L64 172L60 174V172H62V171H61V170H62V167L59 166ZM64 168H65V167H64ZM80 168H79V170H80ZM92 168L94 169V167H92ZM240 168H241V169H240ZM256 168H258V170H256ZM2 169H3V167H2ZM37 169H38V168H37ZM86 169H88V171H87ZM32 170L37 171L36 169H33V168H32V169H31V173H32ZM39 170H40V169H38V171H39ZM205 170H207V168H206ZM205 170H204V171H205ZM208 170H209V169H208ZM208 170H207V171H208ZM219 170H220V172H219ZM223 170H224V171L226 170V171L224 172ZM253 170H254V172H256V171L258 172V173H254V177H252V175H253ZM255 170H256V171H255ZM3 171H5V170H3ZM34 171H33V173H36V174H37V172H34ZM83 171H84V170H83ZM86 171H87V172H86ZM202 171H203V170H202ZM204 171H203V172H204ZM236 171H237V172H236ZM238 171H239V172H238ZM251 171H252V172H251ZM235 172H236V174H234ZM247 172H248V173H247ZM1 173H2V170H1ZM33 173H32V174H33ZM216 173L218 174V176H216V175H217ZM223 173H224V174H223ZM225 173H226V174H225ZM228 173H229V174H228ZM240 173H241V174H240ZM246 173H247V174H246ZM39 174H41V172H40ZM81 174H82V173H81ZM87 174H86V175H87ZM220 174H221V175L223 174L222 176H223V178H224L225 180H226V178L229 177V178L226 180V182H225V180L222 178V176H221ZM237 174H238V175H237ZM255 174H256V175H255ZM3 175L6 176L7 174H3ZM33 175H34V177L36 176L35 174H33ZM63 175H64V174H63ZM79 175H80V172H79ZM83 175H85V174H83ZM212 175H215V176H216V178H217L216 181H217V182H216L215 179H214L215 176H212ZM224 175H225V176H224ZM230 175H231L232 177H231ZM240 175H241V176H240ZM246 175H248V176H246ZM259 175H260V176H259ZM210 176H212V179H213L214 182H215V183H214V187L209 186V184L211 185V183H212V181H211L212 179H211ZM219 176H220V177H219ZM233 176H234V177H233ZM258 176H259V177H258ZM261 176H262V178H261ZM58 177H59V176H58ZM60 177H61V176H60ZM213 177H214V178H213ZM242 177H243V178H242ZM250 177H251V178H250ZM80 178H81V177H80ZM219 178H220V180L222 181V183H221L220 181L218 182V179H219ZM221 178H222V179H221ZM231 178H232V179H231ZM233 178H234V179L236 178V179L234 180ZM256 178H257V180H256ZM209 179H210L211 182L209 181ZM229 180H230V181H229ZM228 181H229V183H228ZM234 181H235V182H234ZM260 181H261V182H260ZM203 182H204V183H203ZM205 182H206V183H205ZM209 182H210V183H209ZM236 182H237V183H236ZM240 182H241V183H240ZM248 182H249V184H248ZM207 183H208V184H207ZM218 183H219V184H218ZM206 184H207V185H206ZM215 184H216V186H215ZM221 184H222V185H221ZM229 184H230V185H229ZM233 184H234V185H233ZM205 185H206V186H205ZM212 185H213V183H212ZM218 185H219V186H218ZM228 185H229V186H228ZM184 186H185V187H188L187 184H185ZM200 186H201V185H200ZM242 186H243V188H242ZM261 186H263V187L261 188ZM205 187H206V188H205ZM217 187H218V188H217ZM224 187H225V188H224ZM229 187H230V188H229ZM200 188H201V187H200ZM212 188H213V189H212ZM220 188H221V189H220ZM226 189H228V190H226ZM95 190H96V188L94 189V191H95ZM213 190H214V191H213ZM219 190H220V191H219ZM51 191L53 192L52 189H51ZM51 191H48V192L51 193ZM199 191H198V192H199ZM211 191H212L213 193H212ZM204 192H205V193H204ZM220 192H221V193H220ZM223 192H224V193H223ZM227 192H228V193H227ZM230 192H231V193H230ZM216 193H217V194H216ZM219 193H220V195H219ZM226 193H227V195H226ZM212 194H213L215 197H214ZM240 194H241V196H240ZM51 195H54V193H51ZM209 196H210V197H209ZM216 196H218V197H216ZM222 196H223V197H222ZM52 197H53V196H52ZM207 197H208V198H207ZM205 198H206V201L209 199V200L207 201V204L205 203V202H206V201H205ZM210 198H211V199H210ZM261 199H262V200H261ZM67 200H68L67 198L64 200V201L66 202V204H65V202L62 200V201H63L62 203H63V205H64V207H62V208H64V210H66V211H67L68 206L66 207L65 205H67V202L70 204L72 198H71V200L69 199L70 202L67 201ZM100 200H101V198H100ZM100 200L98 199L99 202H100ZM72 201H74V200H72ZM98 201H97V203H95L96 205H94V206H97V205L100 206V204H98V203H99ZM101 201H102V200H101ZM103 201H104V200H103ZM258 201H259V202H258ZM262 201H263V202H262ZM60 202H61V201H59V203H60ZM209 202H211V203H209ZM216 202H217V203H216ZM241 202H242V203H241ZM261 202H262V203H261ZM62 203H61V205H62ZM212 203H214V205H213L214 207L211 205ZM215 203H216V204H215ZM69 204H68V205H69ZM242 204H244V206H243ZM61 205H59V206H61ZM215 205H216V206H215ZM240 206H241V207H240ZM65 207H66V208H65ZM219 207H220V208H219ZM222 207H224V208H222ZM62 208H61V209H62ZM239 208H240V209H239ZM262 208H263V209H262ZM220 209H221V210H220ZM258 209H259V211H258ZM260 209H261V210H260ZM225 210H226V212H225ZM60 211H61V210H60ZM238 211H239L240 213H239ZM262 211H263V212H262ZM62 212H63V209H62ZM98 212H99V208H98ZM219 212H218V213H219ZM232 212H234V213H232ZM236 212L239 213V216H238V217H237L238 214H237ZM99 213H100V212H99ZM220 213H219V214H220ZM228 213H229V214H228ZM235 213H236V215H235ZM84 214H85V213H84ZM100 214H101V213H100ZM111 215H113V214H111ZM111 215L108 214L109 218L112 217V219H111L110 222H112V220H113V221H116V219H114V217L117 218V216H116V215H115V216H114V215L111 216ZM228 215H229V218H228ZM231 215H232V216H231ZM58 216H59V214H57L55 217H58ZM102 216H105L104 218H106L107 215L102 213ZM231 217H233V218H231ZM255 218H254V219H255ZM98 219H99V218H98ZM249 219H250V218H249ZM252 219H253V218H252ZM104 220H105V219H104ZM104 220L102 221V223H101V222L99 223L98 221H100V219H99V220H97V219H93L92 222H91V226H93V227H91V229H92L93 231H96V232H98L99 230H102L103 233L109 231V229L112 230V231H114V230H113V229H114L113 224L111 225V224L108 223V225H107L106 221H105V225H106V228H107L108 230H107L106 228H103V227L105 226V225H104ZM225 220H224V221H225ZM93 221L96 222V223H93ZM219 222H221V221H219ZM92 223H93L95 226H94ZM207 223H208V222H207ZM64 224H66V223H64ZM98 224H99V225H98ZM209 224L212 225L211 223H209ZM217 224H218V221H217ZM217 224H216V222H214V225H213V226H214L216 229L219 230V228L222 227V226H220L221 223H219L218 225H219L220 227L217 228V227H218ZM32 225H33V224H32ZM32 225H31V226H32ZM109 225H110V227H111V226H113V227L110 228ZM202 225H204V224L202 223ZM33 226L37 227L36 225H33ZM107 226H108V227H107ZM204 226H205V225H204ZM207 226H208V224H207ZM213 226H209V227L212 228ZM63 227H64V226H62V228H63ZM94 227H95V228H94ZM99 227H100L101 229H100ZM214 227H213V229H214ZM62 228H60V231H62V232H66V231H63L64 228L66 229V226H65L63 229H62ZM72 228L74 229L75 227H72ZM72 228H70V229H71L70 231H71L72 234H73V235H71V236H72V237L74 236L75 238L78 236L79 241H81V239L83 240L84 237H83V235H81V234H82L81 231H80V230H79L80 232L77 231L79 228L76 227V228L74 229L75 231H74V230L72 231ZM117 228H118V230H117ZM204 228H206V229L208 230L207 227H204ZM211 228H210V229H211ZM65 229H64V230H65ZM206 229H204V232H206ZM220 229H221V228H220ZM261 229L264 230V228H261ZM66 230H68V229H66ZM106 230H107V231H106ZM263 230H262V232H263L262 235H263V236L261 235L262 238L260 237V235L258 236L259 238L256 237V236L252 237V238H251L252 240H250L251 244L248 242L249 244L246 243V245H245V243H244L245 240H244L243 243H242V242H239L238 245H240V246H243V245L246 246V250H245L246 252H249V251L251 252V253L249 254V257H250V256H254V257H256L257 254H256V256L253 255V254L258 253V252L262 253V254H259V253H258V254L261 255V256L263 255V257H264V231H263ZM70 231L68 230V231H67L68 233H66V235L68 234V237H69V238H68L67 236H66V237L61 236V238L63 237V240H64L65 238H66V239L68 238V240H71V239L74 240L75 238H74V237L72 238V237L70 236V234H69ZM115 231H119V227H116V228H115ZM71 232H70V233H71ZM110 232H111V231H110ZM110 232H109V233H110ZM207 232H208V231H207ZM76 233H77V234H76ZM75 234H76V235H75ZM57 236H58V238L60 237V235H57ZM57 236H56V237H57ZM210 236H211V237H210ZM210 236H208V235L205 236V238H206V237L208 238V239L206 238V241H205V239H204V242H205V243H206V242H207V243H210V240H211L213 237H215L214 235H210ZM80 238H81V239H80ZM202 238H203V236H202ZM202 238H201V239H202ZM209 238H210V239H209ZM260 238H261V239H260ZM66 239H65V242H64V243H66V241H68V240H66ZM91 239H93V237H89V238H88L89 241H88L87 239H86V241L83 240L84 245L87 243V244H86L87 246L85 245L86 248H85V247H84V248H85L86 250H89V251H90V249H91V252L94 250V248H97L95 251L98 252V247L95 246V245L97 244V241H95V240L92 241ZM214 239H215V238H213L212 240H214ZM87 241H88L89 243H91V242H93V243L89 244ZM90 241H91V242H90ZM94 241H95L96 244L94 243ZM246 241H248V240H246ZM81 242H82V241H81ZM211 242H212V241H211ZM45 243L48 244V242H45ZM45 243L43 242V245H42V246L46 245ZM68 243H69V241H68ZM78 243H80V242H78ZM88 244H89V245H88ZM92 244H93V245H92ZM108 244H109V242H108ZM108 244L105 243V245H108ZM212 244H213V242H212ZM64 245H67V244H64ZM97 245H98V244H97ZM105 245H104V246H105ZM247 245H248V246H247ZM249 245H250V247H249ZM30 246H32V245H30ZM30 246L24 248V249H25L24 251H25L26 253H28V254H29V251H30V250H32V251L34 252V250H38V249H40V248L37 247V246L34 247V245H33L32 247H30ZM38 246H39V245H38ZM42 246H40V247L42 248ZM47 246H48V245H46V248H48ZM90 246H92V247L90 248ZM110 247H111V245L108 246V248H110ZM248 247H249V249H250L249 251L247 250ZM46 248H44V249H46ZM26 249H29V250L27 251ZM56 249H57L56 247H55V249L53 248L54 253H60V254L62 253V254H61V255H62V258H61V259H63V257H64V259H65V258L68 256V255H66V254L63 253V250H60V251H62V252H59V249H57V251H56ZM217 249H218V247H217ZM217 249H216V250H217ZM214 250H215V248H214L212 251H210L209 255H211V252L214 253V252H213ZM216 250H215V252H216ZM218 250H219V249H218ZM32 251H30V252H32ZM25 252H22V251L18 250L17 253H16L14 256H17V254H19L18 257L20 256V257L22 258V259H21V258L19 259L20 262H22V261L24 262V261H26V260H23V258H26V259H27V257H25V255H26ZM218 252H219V251H217L216 254H217ZM48 253H49V252H48ZM82 253H83V252H82ZM142 253H143V255H145L146 258L141 256V257H142L141 259H147V256H146V253H147V252H146V251H142ZM52 254H53V253H52ZM83 254H84V253H83ZM95 254H96V253H95ZM246 254H247V253H245V255H246ZM61 255H60V256H61ZM84 255H85V254H84ZM84 255L81 254V257H80L79 262H80V261H83V260L85 259V256H86L87 254H86L85 256H84ZM147 255H148V253H147ZM212 255H213V254H212ZM214 255H215V254H214ZM247 255H248V254H247ZM53 256H55V255H53ZM102 257H104L105 260H106V256H105L104 254H102ZM246 257H247V256H246ZM249 257H248V259H249ZM83 258H84V259H83ZM251 258H253V257H250V260H252ZM28 259H29V258H28ZM61 259H60V261H59V264H62V263L65 261V260L63 259V262H62ZM82 259H83V260H82ZM255 259H258V258H255ZM259 259H261V258H259ZM19 260H18V261H19ZM118 260H119V259H118ZM118 260H116L117 263H120V261H122V260H119V261H118ZM116 261L113 262L112 264H117ZM138 261H139V263H140V260H137V261H136V264H139ZM248 261H249V260H248ZM65 262H66V264H75L76 262L78 263L77 260H75V262L70 261V263H69V259H68V257H67V260H66ZM65 262H64L63 264H65ZM71 262H72V263H71ZM44 263H45V264H48V262H44ZM91 264H95V263L92 262ZM120 264H126V263H125L124 261H122ZM131 264H132V263H131ZM134 264H135V262H134Z\"/></svg>",
  "mask_w": 264,
  "mask_h": 264
}]
</instances>
